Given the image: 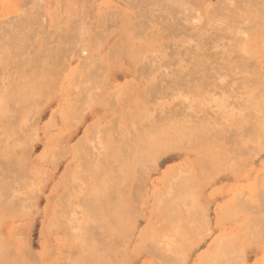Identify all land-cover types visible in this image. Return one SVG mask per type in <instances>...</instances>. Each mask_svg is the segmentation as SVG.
<instances>
[{"label":"rangeland","instance_id":"rangeland-1","mask_svg":"<svg viewBox=\"0 0 264 264\" xmlns=\"http://www.w3.org/2000/svg\"><path fill=\"white\" fill-rule=\"evenodd\" d=\"M131 1L132 0H44L45 3H44V7H43V6H41V4H43V3H41V2H43L42 0H38V1L37 0H0V19H1L0 20V48H1L0 49V74H1L0 77L2 78V79L0 78L1 79L0 81H2V83L0 82V95H2V93H1V89H2L4 92H6V94L9 95V97H8L9 101L12 99L16 103L20 102L19 105L23 106V108H25L24 111L27 110V112H23L24 114L22 112L19 113L20 111L16 112V114L18 116H21L20 121L22 120L21 122H23V123L24 122L26 123L28 118L30 120L29 121L30 124L26 123V126H25V123H24L21 125L20 129H23V130L27 129V131H26V132H28L27 134L30 133L32 135L31 136V142L29 143L30 145L28 146V148L29 147L32 148V145H35L33 160H39L38 163L40 165V167H39L40 169L37 171V173H33L32 170L30 173L29 169H27L28 167H26V165H27L26 159L27 158H25L24 161H26V163L23 164L22 163L23 161H22L20 164L21 167L20 166H19L20 168L17 167V170H19V171L16 172V175L14 178L11 179L10 178L11 176H9V175H7V177L4 175H0V176H1V178L4 177V179H2V180H4L7 185L8 184L11 185V181H13V179L16 178V181L13 183V185H15V187H14L15 188V190H14L15 194H13L14 195L13 197L15 198L14 201L18 199V196H19V200H20L22 198V194L24 196L27 195L26 191L29 192L30 189L32 190L35 187L34 185L32 186L31 184H34L35 182L44 183L48 180L50 173H51V169L53 168L52 166L54 165L55 161L60 162L61 169H63V167L65 168L66 165L69 163L68 159L59 160L58 159L59 157L56 156V158H55V155H51V156L49 155L52 158V159L50 158L51 160H49V159H48V161L43 160L42 156H43L44 151H45L44 148H46L48 142H50V141L56 142L55 143L56 147H58V146L59 147L58 148L55 147L56 148L55 151L60 152V151L69 149L70 147L74 146L76 141L81 137L82 133L85 130L89 129L92 132L91 136L93 138V141L91 140V142H93V146H92V148L90 147L91 150H89V147H88L86 149L87 152L84 150L85 152L82 151V153H84V154L88 153V154H86V155H88V157H91V153H92V156L94 158L95 157L97 158L99 156L103 157L102 154H103V152H105V148L103 146L104 142H106L108 140H112V138H113V140H115V139H118V137L119 138L124 137L126 144L123 142L124 146L123 145L122 146H123V148L126 149V152H127L128 147L130 148L131 151H129L128 153L121 154L122 152L119 150V153H120L121 157H124V156L127 157L128 167L130 168L134 164H136V166H137L140 163V165L142 167L144 165L145 168L149 171L148 172L147 170H145L144 167H143V170H144L143 172H145V174H143V172L140 173L139 171H136L135 173L137 175L136 174L132 175L133 176L132 181L129 183V186H124L125 188L123 187L124 188L123 191H124V193H126L125 195H132V194L134 195L135 194L134 196H136L135 198L132 197L133 200H132L131 208H130V211H131L130 217H132V219H134V225H136V228H137V221H139V219L142 218V222L139 225V228H137L135 231L136 235L132 236L133 241H131V245H132V247L134 245L135 246H134V248L131 249V253H130L131 260L135 259L136 257L139 258L143 255L142 259L146 260L147 264H161V263H163V261H164V263L166 262V264H172L171 260H173V258H176V256L178 255L179 258L178 257L177 258L178 259L181 258V261H184L183 264H185V262H186L185 260L188 257L192 243L196 239H201V238H204L208 235V223L206 222L207 221L206 218L208 219V216L206 215L205 209L203 207L202 199H203L204 195H207L208 190H210L212 186H215L214 180L217 177L218 178L216 179V182L219 180L220 181H222V180L226 181V179H229V181H226V182H227V185L231 186L232 177H231V175H229V173H231V172L232 173L244 172V174L246 176H248V178H246V179L249 182L248 183L249 186H251V184L253 186L250 188H248L249 187L248 186L245 189V192L243 193L242 197L238 201L239 203L237 205H234L231 208V210H229L227 212V218H228V220H234L235 217L239 216V217H242L244 219L245 218L248 219L249 222L255 224L253 226H250V224H249V227H248L249 232L253 231L252 229L257 230L258 229V223H262V225L264 224V171H261V172L251 171V168H253L255 161H257V159L259 158V156L261 154H264V145H263L264 139L259 138V137L264 138L263 133H262V135H258V132L260 134V131H258V132H256L257 135L255 133L256 137H253L254 132H255L254 129H256L257 127H258L257 128L258 130L262 129L264 132V123H263L264 116L262 114H259L260 117L258 119H260V120H258L257 119L258 115L252 114V112H250L252 114V117L254 115L253 118L256 119V121H254V119H251L252 118L251 114L247 113V111H246L245 113L250 118L248 117V119H247L248 123H245L246 121H243L244 124L242 123V126L239 128V130L241 129V131H239L236 128V125L234 123H230V122H233V120H232L233 117L232 116H231V118L229 117L231 112L235 113V112H237V111H235V109L236 110L238 109L236 107L234 108L235 105H233V104H235L234 103L235 98L228 97V96H236L235 94L238 91H239L238 93H241L242 92L241 89H243V91L247 93L246 94V93L242 92V94H246V95H243V97L247 96L245 98H247V100L248 101L250 100L249 102H251L252 100H254L252 98V95H250L251 92H253V91H251V87L250 88L246 87V86H250L251 82H252L251 86H253L255 88L254 91L259 90L255 93H253V97L256 95L258 96V93L264 97V42H263L264 41L263 40L264 39V29L262 30V29L257 28V27L250 29L249 27H247L250 29L249 30V29H246L245 26L242 28L243 25H239V26H241V28L240 27H232V28L230 27L231 29L225 28L226 30L224 29L223 31H221V33L223 32V34H221L222 37L220 36V39H219V40L223 39L221 41L222 43H220L216 40L215 42H217L219 45L216 44V46L214 45V47H213V45H212L210 47L211 43H209V46L206 45V46H203V48H200L202 46V44H200V42L194 41L193 34H192L193 32H192L190 27L189 28L191 31L189 30L188 26L185 27L186 25L185 26L182 25L181 28H183V29L181 30L180 24H181V21H183V20H181V18L186 16L190 20V24H188L189 26L191 25V26H194L195 28H199L196 24H198L199 26L201 24L202 25L205 24V19L203 20V18H205L203 12H205V14H206L209 11H213V10L217 9V8H214V6L218 4L217 2H219V0H190V1L188 0L189 2L187 0H180V3L178 6L173 5L174 10L177 9L178 14L181 13L180 15L182 16L181 17L179 15L181 17L180 20L178 19V22L180 21L179 25H177L178 24L177 21H176L177 24H175V21H174L177 13L173 14L175 17H172L173 15L172 16L170 15V13L171 14L173 13V12H171V9H169L170 11H168L169 14H167V16H165V19L168 20V18H169L170 22H169V20L167 22V20L163 19L165 21L160 20L161 23L164 22L162 25H160V22H158V21L157 22L159 24L156 23V25H155L154 22L151 23L148 21L149 17H151V19L153 18L152 17L153 15H150L146 19L142 20L143 24H140L141 20H138L137 14L135 12V8H131V5L135 4V6L137 8L138 6L141 7L140 4H143V3H145V1H147L146 5L149 4V6H151L150 3H148L150 0L149 1L148 0H145V1L142 0L143 3L141 0H140L141 1L140 3H139V0H137V1L134 0L132 2ZM152 2L153 1H151V4H152ZM155 3L158 5L157 1H155L154 4ZM129 4H131V5H129ZM156 4H155V6H157ZM146 5H144V6H146ZM153 5L151 6L152 10H150V11H152V13L154 14L155 11H153V10L155 9V7H153ZM193 5L196 7H194ZM212 5H214V6L212 7ZM149 6H147V8H150ZM170 6L172 7V5H170ZM170 6H168V8ZM142 7H143V5H142ZM40 8L42 9L41 12L39 11V10H41ZM194 8H197V9H194ZM37 9H39V10H37ZM208 9H209V11H208ZM202 10H203V12L200 13V11H202ZM41 13H42V15H40ZM125 13H127V14H125ZM193 13L196 15H194ZM34 14L39 16V18L41 20L43 18V20L42 21L39 20V22H38V20L36 18L37 16H35ZM188 14H190V15H188ZM201 14H203V16H201ZM199 15H200V17H199ZM132 16L134 18L130 19ZM192 16L193 17L195 16L194 18H196L198 20L194 19ZM104 17H105V20L103 21ZM135 17H137L136 23H138L140 25V26L139 25L137 26L136 30L134 29ZM184 18H182V19H184ZM34 19L38 23L35 22ZM139 19H140V17H139ZM151 19H149V20L153 21ZM176 20H177V18H176ZM184 20L186 21L187 19L185 18ZM200 20H202V21H200ZM30 21L35 22L36 26L32 25L34 23L31 24ZM101 21H103V22H101ZM144 21L145 22L147 21V22L145 23ZM173 21H174L173 25L175 27L172 24H171L172 26H170V25L169 26L171 28H174V30L172 29V31H174V33H172V31H170L171 28H167L169 26H166L167 23H172ZM26 22H27V24H25ZM40 23H42V24H40ZM85 23H86V25H85ZM187 23H189V22H184V24H187ZM20 25H21V27H20ZM30 25H31V27H30ZM13 26H15V28ZM90 26H91V28L92 27H94V28L91 29ZM161 26L162 27L166 26L165 27L166 29L164 28L165 29L164 32L166 35L169 34V35H167L168 38L166 35H165V37H166L165 39L162 36L156 37V35H158L156 33V31H157L156 28H159L162 30ZM176 26H178L177 27L178 34H177V31L175 30ZM27 27L28 28L30 27L29 30L27 29ZM129 27H133V29L129 28ZM138 28H140V29H138ZM142 28H144V30L145 29L146 30L144 31V30H142ZM185 28H186V30H188V32L186 30H184ZM233 28H235V29H233ZM26 29L28 30L27 31L28 33L32 30V32L29 33V36H31V34H32L31 40L28 36V33L26 32ZM35 29H37V31ZM167 29H170V30H167ZM253 29H255V30H253ZM15 30H17V31H15ZM133 30H135V31H133ZM180 30H181V32H180ZM183 30L186 31L187 33H184ZM257 30H258L257 34L261 33L260 35L255 34L256 32H254V31H257ZM11 31H13V32H11ZM139 31H141V32L144 31L142 34L144 37H147V38L141 37L140 36L141 33ZM146 31H148V32H146ZM168 31H170V32H168ZM175 32H176V34H175ZM33 33H34V35H33ZM89 33H91V34H89ZM179 33H182V35ZM183 33H184V35H183ZM225 33H227L229 36ZM252 33H254L255 35H253ZM22 34L23 35L26 34V35L23 36ZM172 34H175V35H172ZM214 34L215 33H213V35ZM137 35H138V37L140 36V39L137 38ZM219 35H220V33L218 34V36ZM169 36H170V38H169ZM176 36H179V37L181 36V37L179 38ZM188 36H189V38H188ZM226 36H227V38H226ZM258 36L260 37V39ZM261 36H262V38H261ZM20 37H22V38H20ZM71 37H75V38L72 40ZM175 37H176V39H175ZM230 37L233 39L230 40ZM251 37H252L253 41L251 43L252 45L250 48L249 43L251 41ZM254 37L256 40H258L255 43H254ZM19 38L23 41L19 40ZM131 38H132V40H131ZM142 38H144V39H142ZM65 39H67L66 42H67L68 46L64 41ZM97 39H99V40H97ZM145 39H147V41ZM191 39H193V40L191 41ZM248 39H250V40L248 41ZM126 41L128 44L126 43ZM116 42L118 44L120 43V45H118ZM135 42H136V44H135ZM137 42H138V44H137ZM145 42L148 43L147 48H146L147 44L144 45ZM179 42H180V44H182L181 47H180ZM239 42L240 43L243 42L241 44V46L244 47L243 49L239 46L240 45ZM11 43H13V44H11ZM149 43H150V46H149ZM172 43L173 44L178 43L179 45L178 44L177 45L176 44L171 45ZM194 43L196 46L193 45ZM7 44L9 46H7ZM116 44H117V46H116ZM165 44H167L168 46ZM126 45H128V46H126ZM183 45H187V46H185V49L182 48V47H184ZM191 45H193L194 47H191ZM10 46H12L13 49H9ZM41 46H42V48H41ZM153 46L157 48L156 51L154 50L155 48ZM189 46L191 48H189ZM220 46L222 48L225 46L226 48L225 47L224 48L226 50H229L230 53L227 51H224L225 49L222 50V48ZM238 46L241 48V50H244V52H245L244 54H246V55L243 54V51L240 52L241 50L239 49ZM12 47H10V48H12ZM28 47H29V49H28ZM142 47L143 48L145 47L144 48L145 51L143 53H141V51H140L143 49ZM162 47L163 48L166 47V49L167 48L168 49L166 50L165 48L163 49ZM209 47L211 49L213 48L214 51H212ZM235 47H237V48H235ZM59 48H60V50H59ZM249 48L251 49V52L254 51L255 54L252 52V55H251V52L246 51V49H249ZM18 49H20V50H18ZM171 49H173V50H171ZM191 49H192V51H190ZM202 49H204L203 51H207V54L209 56H207V54L205 53L206 55L205 54L204 55L207 57H205V56L202 57L199 53L200 51L202 52ZM260 49H261V51H260ZM147 50H148V52H147ZM162 50L165 51V53H163ZM178 50H180V51H178ZM215 50H217V51H215ZM12 51H14V54L11 55ZM60 51H62V53ZM113 51L115 52V54ZM166 51H168V52H166ZM175 51H176V53L177 52L178 53L176 54ZM231 51H232V53H231ZM138 52H140L141 54L139 55ZM144 53H147V54L145 55ZM166 53L169 56L165 55V56H167L165 59V56L163 54H166ZM179 53H180V55H179ZM212 53L215 55H213ZM187 54H190V55H188L190 57H188ZM14 55H15V57L13 58ZM80 55H82L83 58ZM147 55L149 56L148 58H147ZM152 55H153V57H152ZM160 55H161V57H159ZM174 55H176L175 57H177V58H175V59L171 58V56L173 57ZM198 55H199V57H197ZM241 55H242V57H241ZM99 56L102 57L103 61H101L102 59H101V57L99 58ZM107 56L110 58V65L109 66L106 63L107 62V60H106ZM137 56L139 57V59L136 58ZM142 56L144 59L142 58ZM156 56H158L157 57L158 59L155 58L154 63H156L157 62L156 60H158V62L156 63L157 68L153 67V65H155V64L154 63L152 64V62H150V61H153L151 59L156 57ZM194 56H196L197 58H195ZM212 56H214V58ZM217 56L220 58H217ZM237 56H238V59L235 58ZM168 57H170V60L173 59L174 61L172 60L173 62L172 61L169 62ZM43 58H44V60H43ZM149 58H150V61H149ZM178 58H180V59H178ZM202 58H203V60H202ZM246 58H249V60L251 58V62H253L252 63L253 65L248 64L251 62H249L248 59H246ZM18 59H19V61H18ZM68 59L70 60V62L72 61V63L68 64V62H69ZM189 59H191V60H189ZM241 59H242V63H241ZM49 60H50V62H49ZM111 60H112V63H111ZM185 60H187L188 62ZM216 60H217V62H216ZM221 60H222V62H221ZM234 60H236V61H234ZM39 61L40 62L42 61L41 64ZM81 61H82V63H81ZM119 61H124L123 63H126L125 68L128 71V72L126 71L128 74L126 76L127 79L122 84H118V83L113 84L112 82L109 81L108 73H110V72L114 73L115 72V69L117 68L116 62L118 63ZM243 61H244V63L246 62L245 65H242V64H244ZM79 62H80V64H79ZM93 62L95 63V65L93 64ZM100 62H103V63L100 64ZM197 62L198 63L200 62L201 67L199 65L197 66V64H198ZM85 63H86V65H85ZM138 63H140V64H138ZM142 63H144L143 66H141ZM161 63L163 64V66H165L166 70H167V68H169L170 70L169 71L164 70L163 69L164 67H162ZM204 63H205V66H204ZM219 63H221L222 66L219 65ZM257 63L261 65L262 69L259 67L260 65H258ZM8 64H11V65H8ZM145 64H147V65L144 66ZM164 64H166V65H164ZM212 64H214V65L216 64V65L214 67H211V66H213ZM238 64H240V66ZM65 65L67 66L66 68H65ZM79 65H81L80 70H79V68H80ZM102 65H103V67H100ZM138 65H139V68L137 67ZM160 65H161V67H160ZM206 65H207V67H206ZM158 66L160 68H158ZM223 66L226 69L223 68ZM236 66L239 68L241 67L240 68L241 72L238 71L240 69L237 68ZM55 67L56 68L58 67V68L56 69ZM187 67H189V69ZM243 67H245V68H243ZM249 67H250V69H249ZM10 68H13V69H10ZM161 68H162V71H161ZM192 68L193 69L195 68V69L193 70ZM209 68L212 70H209ZM213 68H214L215 73L213 71ZM220 68L221 69L223 68V69L221 70ZM256 68H257V71H256ZM46 69H47V71H46ZM91 69H93V70H91ZM141 69H144V70H141ZM206 69H208V70H206ZM217 69L220 71H218ZM258 69L260 70L261 73H258L259 72ZM195 70L198 71V74H197V71H195ZM200 70H201V72H200ZM228 70H230V72ZM232 70H233V72H232ZM249 70H251L252 73ZM93 71H94V73H93ZM143 71H145V72H143ZM222 71H224V72H222ZM116 72H118V71H116ZM150 72L153 74H150ZM234 72H235V74H234ZM245 72L246 73L249 72V73L246 74ZM9 73H11V74H9ZM71 73H74L75 75L71 74ZM168 73L170 74L169 75L170 77L172 75H174L173 76L174 78L171 77V79H170L168 76ZM213 73H214V75L216 74L215 77H214ZM256 73H258L259 75L258 74L256 75ZM67 76L69 78H67ZM73 76H74V78H71ZM195 76H196V78H195ZM233 76H234V78H233ZM236 76H239V77H236ZM256 76H258V78L259 77L260 78L258 79ZM207 77L210 79H208ZM216 77H217V79H216ZM249 77H252L254 79H252V78L250 79ZM160 78H161V80H160ZM168 78H169V80H168ZM16 79H17V81H16ZM242 79H243V82H245V81L246 82L243 83ZM159 80H160V83H159ZM201 80L204 82H202ZM260 80H261V82H260ZM188 81H189V84H188ZM229 81H231V82H229ZM248 81H250V83ZM207 82H208V84H207ZM49 83H50V85H49ZM215 83H219V84L217 85ZM221 83H223V84L220 85ZM248 83L250 85H248ZM259 83H261V84H259ZM93 84H94V87H93ZM111 84H112V86H111ZM152 84H153V86H152ZM164 84H166V85H164ZM193 84H194V86H193ZM202 84L205 85V87H207V85H208V87L205 88ZM245 84H246V86H244ZM155 85H156V87H155ZM216 85H217V87H216ZM231 85H233V87ZM149 86H152V87L149 88ZM188 86H190V87L188 88ZM199 86H201V88ZM235 86L238 88H236ZM178 87H180L179 88L180 90L178 89ZM194 87H196V88H194ZM57 88H58V90H57ZM239 88H241V89H239ZM176 89H178V90H176ZM221 89H225V91L221 90ZM226 89L229 91H227ZM234 89L235 90L239 89V90L235 91ZM153 90H156L157 92L155 91L156 93L152 94V92H154ZM174 90H176V91H174ZM192 90H194V92ZM182 91L184 93H182ZM208 91H210V92L208 93ZM214 91H216V92H214ZM223 91L225 93H224V96L222 97ZM117 92H119V93L116 95ZM158 92L161 94V96H158V95H160ZM178 92H180V93H178ZM234 92H236V93L233 94ZM261 92H263V93H261ZM150 93L154 96H156V95L157 96L156 97H153L152 95L150 96ZM185 93H188V94H185ZM226 93H227V95L225 96ZM171 94H173V95H171ZM213 94L214 95L220 94V95L214 96ZM60 95L61 96L67 95V96L64 97L65 98L64 99ZM29 96H31V97L28 98ZM186 96L191 101V104L188 101ZM211 96H213V101L211 102V104H209L211 99H212ZM257 96L254 98L256 99V98L261 97L260 95L258 97ZM162 97H165L166 99L165 98L163 99ZM32 98L34 100H32ZM154 98H156V99H154ZM157 98H160V99H157ZM229 98L231 100L233 107H232V105L229 104ZM45 99L48 100L49 102L47 103ZM92 99L96 101L95 103L94 102L92 103L94 105L93 109L98 110V114L100 112H102L101 111L102 109H104L105 117L101 120H99L100 119L99 117H96V119L94 121L82 122V120H83V119L81 120L82 115H83L82 110H83L84 106L86 107V105H88L87 101L90 100V102H88V103H91L93 101ZM224 99H226V102H228L227 104L225 103ZM0 101H3V100L0 99ZM45 102H46V104H45ZM158 102H159V105H158ZM54 103L59 104L58 107H60L62 105L61 108L59 109V113L57 110L58 107L55 108L56 109L55 112H54V110H55L54 109L50 113L49 110L52 108ZM154 103H156V105ZM182 103H184V104H182ZM107 104H111V105L113 104L112 106L115 105V107L108 105L110 107L109 108L107 106ZM189 104H190V106H188ZM212 104H213V106H214V104L216 106V107H213L214 109L211 108ZM4 105H9V104H4ZM41 105H43V106H41ZM102 105H104L105 108ZM193 105H194V107H193ZM195 105H196V107H195ZM209 105H211V107ZM227 105H230L229 108L227 107ZM165 106H166V108L167 107L168 108L167 109L164 108ZM15 107H17V106L15 105ZM218 107H220V109ZM80 108H81V110H80ZM149 108H150V110L151 109H153V110L150 111ZM216 108L218 109V111L216 110ZM156 109L157 110L159 109V110L157 111ZM178 109H180V110H178ZM186 109H188V110H186ZM202 110H205L204 111L205 113ZM214 110L216 112H214ZM49 113H50V115H49ZM214 113H215V115H218V114L220 115V113H221L222 114V117H220L221 120L217 116H216V119H217L216 120L215 117H213ZM245 113H243L244 115H241V116L247 117V116H245ZM254 113H259V111L258 112L254 111ZM53 114L55 116L54 117L55 119L52 118ZM177 114H179V115H177ZM224 114L227 115V117H225ZM39 115H40L41 123L38 125L37 119L35 117H37ZM48 115H49V117H48ZM234 115H235V118H237V120H239L238 119L239 117L236 116V113ZM22 116H24V117H22ZM192 116H194L195 118ZM154 117L157 119H155ZM163 117H164V119H163ZM167 117H170V118L168 119ZM46 118H47V120H46L47 122L46 121L44 122V119H46ZM178 118H179V120H178ZM192 118H193V121H191ZM243 118H241V120H244ZM211 119L213 121H211ZM230 119H231V121H230ZM204 120H205V122L203 123ZM206 120H209V122L211 121V123H209ZM158 121L159 122L161 121L160 123L162 124V126ZM162 121H163V123H162ZM260 121H262V122H260ZM166 122L168 125L166 124ZM223 122H224V124H223ZM249 122H250V124H252V123L254 124L257 122L256 124H254V125H256V127L255 128L252 127L253 124L250 126ZM34 123H35V125H34ZM157 123L160 125H158ZM28 124L32 128L30 126H28ZM244 125H246L247 127ZM150 127H152V128H150ZM93 128H95V129H93ZM167 129H169V130H167ZM201 129L202 130L206 129V132L204 133V131H202ZM235 129L237 130L236 134L238 133V134H240V136L244 134L242 137L239 136L241 138V139L239 138V141L237 140L238 139L237 135L235 134V132H233V131H235ZM243 129L245 132L243 131ZM245 129H247V130H245ZM257 129H256V131H257ZM30 130H32V132ZM148 130H150V131H148ZM227 130H229V131H227ZM18 131H20V130H18ZM71 131L73 132L72 134H71ZM247 131H249V133L253 132L252 135L247 133ZM239 132H241L242 134ZM197 133H198V135H197ZM234 134L236 135L237 139H235L236 137ZM70 135H72L71 136L72 138H70ZM153 135L158 136L162 139L161 144H159L158 146L153 142V140L151 138H149ZM162 135H163L164 139L162 138ZM233 135H234V137H233ZM246 135H247V137H245ZM113 136H115V137H113ZM216 136H217V138L219 137V139H217ZM228 136H229V138H228ZM124 138H123V140H124ZM226 138H228V139H226ZM144 140H146L148 143L149 142L152 143V144H150L152 147L148 148L146 144H142L141 141H144ZM163 140L165 142L167 141L170 143H165ZM194 140H196L197 142ZM60 141L61 142L63 141V142L61 143ZM65 141L66 142L69 141L68 146L66 143L64 145ZM116 141L118 142V140H116ZM122 141H120V142H122ZM180 141L183 143L184 142L188 143V144L192 143L194 141L192 143V145L190 144V146H189L192 150L188 151L189 148L187 147L188 148V149L186 148L187 151H185V149L182 151L179 150V152H177L178 151L177 149H176V151H169V153H166L164 156L162 155L163 158H161L160 160L159 159L156 160V162L151 161V160H154L153 157H149L148 155L144 154L143 157L141 158L142 161L144 159V164L141 163L142 161L138 157L133 155V153L136 151V148L139 146V144L143 145L142 147L144 148V152L155 153L156 150L158 151V150L162 149L165 145H167V146H170L172 144L179 145V144H181ZM254 141H256V144L254 143ZM248 143L250 144V146H248L249 145ZM145 146H146V149H145ZM160 146H162V147H160ZM185 146H187V145H185ZM254 146H256V147H254ZM117 147L121 148L120 145ZM118 148L114 147V151H118ZM244 148L246 150H244ZM255 148H256V150H255ZM125 149H122V150H125ZM257 149H259V152L257 151ZM254 150L257 151L258 153H253ZM251 152L253 153V155H251L252 154ZM86 155H84V156H86ZM110 155L111 156H109V159L111 162L113 154L111 153ZM169 156L170 157L171 156H177V157H173V158L179 159V160H177V163L174 166H172L171 164L175 160H172V157L170 159ZM47 158H48V156H47ZM53 159H55V161ZM129 159L132 161V163L131 162L129 163ZM149 159L153 164L155 162L154 166L158 167L159 170L157 168V170L154 171L153 164H151L149 166L150 162L147 163V161H149ZM44 161H45V163H44ZM125 161H123V163H125ZM136 161H137V163H136ZM40 162H41V164H40ZM46 162H47V164H46ZM117 163L118 162H116V164ZM55 164H57V163H55ZM146 164H148V166ZM32 167L34 168V163H33ZM57 167H59V166H57ZM142 167H140V168H142ZM150 167H153V168H150ZM41 168H42V170H41ZM162 169H164V170H162ZM78 170H81V169H78ZM151 170H153V171H151ZM177 171L179 172V174H177L178 173ZM187 171H188L189 175L186 174ZM180 172L182 174H180ZM90 173H91L90 171H86V170L79 173V176L77 177V180H76L77 184L79 185L78 189H77L78 192H79V189L81 190L80 184H83V181H81L80 178H82V180H86V178H87V180H89V177H91V176L88 174H90ZM183 173H185V175ZM43 174H45L46 176L42 177ZM76 174H78V172H76ZM31 175L32 176L34 175L33 177H34L35 181H32L34 179H33V177H31ZM147 175H148V178L146 177ZM176 175H178V176H176ZM30 177L32 179H30ZM134 177L139 178V180L137 179L138 180L137 186L135 185L136 181H135ZM9 178L11 179L10 182L7 181ZM110 178L112 181L113 173H111ZM141 178L143 181L141 180ZM114 179L116 180V174L114 175ZM144 179H145V181H144ZM2 180L0 181V183L4 184V183H2ZM31 181L34 183H32ZM30 182H31V184H30ZM168 182H171V183H168ZM42 183H40V184H42ZM1 184H0V186H1ZM26 184H29V186L30 185L31 186L29 187ZM143 185H144V187H142ZM23 186H24V188H23ZM44 186H45V184H44ZM139 186H141V187H139ZM131 187H133V188H131ZM9 188L11 189V187H9ZM49 188H50V185H48L46 187V189L42 190L40 192V194L37 195V208L36 209L32 206L31 200H28V201L25 200V198L27 196H25L20 201V202H22L21 204L16 201L17 202L16 203L17 207H16V206H11L12 205L11 203L13 200V199H11V198H13L11 195H8L9 198L11 199L10 200L9 198L6 199V197H8V196H6L8 193H5V195L2 194V196H5L4 200L5 199L6 200H5V202H4V200H2L3 202H0L1 207H2V208L0 207V215H2V217H3V218L2 217L0 218V224H1V226H0V247H3L1 245V242L3 241V239L7 240V241H4V245L8 249L9 248L11 249L12 247L10 246V244H14V243L17 244V245H15V248L17 250L20 249V247L24 246L25 238H27V237L29 239H31V241L38 243V232L41 229L42 220H43V217L45 214L43 213L42 214L43 217H42L40 214V211H37V210L39 208L41 209V205H43L45 203L44 193L46 191L48 192ZM173 188L178 192L177 196L180 199V201L178 200L180 213L177 212L178 209L174 210L173 209L174 207H170V209H173V211H176L175 212L176 215L180 214L178 216H179L181 223H179V220L176 218L178 220L177 221L178 223L175 222V227H174V224L170 225V227L174 228V230H171L170 227H167L168 230H165V231H168V233H166V234L163 233L164 237L162 235L163 238L167 237L166 239L173 237L174 241L172 242V244L169 240L158 239L157 242L159 244L162 243L159 246L161 249L160 251L162 252L164 250L163 256H162V254L160 255V251H158V249H156L158 251V252L156 251L157 253L154 252L156 255L159 256V258H161L159 260L160 261L159 262L158 261L159 258L156 259L154 256L155 254H151L149 251H147L145 249L146 244H142L141 247H139L140 243H138L139 241L137 238V234L139 233V235H140L141 230H143L145 228L148 229L150 224H152L153 222H156V221H153L152 223H150L153 220L152 207L156 204V201H157V203L160 201L161 206L163 205L162 207L164 208L165 207L164 206L165 205V199H166V197L164 195L170 194V196L173 197V193L175 192L173 190ZM23 189H24V191H22ZM0 190H1V188H0ZM134 190H135V193H134ZM170 190H172V191H170ZM64 191H65V188L61 187V192L63 193ZM154 192H156L155 195H154ZM83 193H85V191H80L78 193V196L79 197L83 196L84 195ZM9 194H11V190H10ZM225 194L229 195V196L232 195L233 189L228 187L227 190L225 191ZM174 195H176V193H174ZM15 196L17 197V199ZM111 197L113 198V200H116L114 198L115 194H113V196H111ZM175 197H174V199H175ZM24 201H26L27 203H25ZM154 201H155V204H154ZM161 201H163V202H161ZM6 202L8 204H11V205H8ZM114 202L115 201H112V203L110 204V208L114 207L117 204V202H115V203ZM184 203H185V205H184ZM23 204H24L26 210H24ZM10 207H12V208H10ZM14 207H16V208L13 209ZM98 207H100L101 210L99 209L98 213H97L98 210H96V209H95L96 213L94 211H92L93 213L90 212V214H92V216L94 214L96 216V214H99L100 212H102L101 216H103V213L105 215L106 209L103 210L102 205L101 206L98 205L97 209H98ZM32 208H34L33 211H32ZM1 209H3V210H1ZM170 209L168 211H170ZM20 210H22V211H20ZM117 210H120V208L117 207ZM2 211H3V213H2ZM14 211H15V213L12 214V212H14ZM27 211H29L30 213ZM4 213H6V214H4ZM20 214H23V217ZM25 214H26V216H24ZM188 214H190V215L188 216ZM77 215H79V214H77ZM173 215H174V213H171V217L174 218L175 215L174 216ZM92 216H91V218L96 223L98 222V220H97L98 218L102 219V217L100 215H97L99 217L96 216L97 217L96 220ZM187 216L191 219H189V218L186 219ZM175 217H177V216H175ZM80 219L82 221H85V218L83 216ZM176 219H174V220L176 221ZM103 220H105V219L103 218ZM174 220H173V223H174ZM94 221H93V224H95ZM189 221H191V223H188ZM7 222L11 223L8 227L9 231L8 230L6 231V229H3L4 231H2V225L4 227V224ZM148 222L150 224H148ZM98 223H100V224L103 223V224L100 225ZM98 223H97V225L92 224V230H91V232L94 230V233H95V231H97V233H95L96 235L94 234V237L92 238L93 239L92 243H94V239H97L98 237H100V239L98 238L97 240H95V243H94L96 245V247L98 246V248H100L99 251H97L98 249L96 247L95 248L97 250L96 249L94 250L92 248L94 250L95 255L91 254V252H90L91 249L89 247V243H91V242L89 240H86V242L89 241L87 243L88 245L84 244V240L82 239L83 237L81 235V233H82L81 229H83V228H80V227L77 228L76 227L73 230L75 232H72L68 228H66L71 233H69V232L67 233L66 230H64V228H62V231L60 230V233L62 234V237H63V240H62L63 243L62 244L64 245L62 258L60 260L56 261V263L50 262V263H43V264H67V263L69 264L70 259L68 258V252H69V248H71V247H75L77 249L76 256H78V257L76 259H78L79 256L80 257L81 256L87 257V255H88L90 258H92L94 256L93 258L95 260L98 259V261H97V262H99L98 264H107V261H109V260L106 258L107 257H110V258L113 257L112 262H115L114 264H129V261H127V257H126L127 254H125V255L123 254V252H125V248L124 247L121 248L119 243H117V242L115 243V241H113V239L110 236H108V234H107L108 232H107V229L105 227L106 224L104 226V221L102 222V220H101ZM176 223L180 227H178L176 225ZM192 223H193V225H192ZM66 224H68V222ZM144 224H146V225H144ZM180 224L182 225V227ZM189 224L192 226V229L189 226ZM99 225L101 226L100 229H104V231L103 230L101 231L100 229L97 228V227H99ZM142 225H144V226L142 227ZM65 226H68V225H65ZM78 226H80V225H78ZM158 226L159 225L157 224V227ZM160 226L162 227V225H160ZM176 226H177V229H176ZM94 227H95V229L97 228L100 231H98L97 229L95 230ZM140 227H142V228L140 229ZM206 230H207V232H206ZM171 231H173V233ZM79 232H80V234H76ZM104 232H107V233H104ZM175 233L177 236L175 235ZM91 234H93V232ZM185 234H187V235H185ZM139 235H138V237H139ZM92 236L93 235H91V237ZM118 237L119 236H117V238ZM181 237H183V239ZM144 238L146 241L144 240L143 242L150 241L151 236H150V233H148V230H147V235ZM239 238H241L240 235L239 236L233 235L227 241L224 240V242L226 244H224V242H222L223 239L221 241H219V243L217 242V240L213 241L211 246L213 248L215 247L214 252L216 251V253H217L219 250H220V252H218V254L215 253L217 257L214 255H213L214 257H212V256L210 258L208 257L210 259L208 264H212V262H214V261L217 263L214 262L213 264H223V263L228 264L227 261H229V259H231L229 256H231L232 258L235 257V260L234 259L230 260L232 263H233V261H235V263L240 262V264H243L244 249H243L242 242L240 240H238ZM118 241L123 246L122 241H120V240H118ZM96 242H98V244H96ZM220 243L222 245H220ZM227 243L230 245V249L233 251H231L230 249H228V251H227V248L229 247V245ZM235 244H236V246L238 245L236 247L238 249H234ZM186 245L188 248L186 247ZM83 246H85V249L83 248ZM165 246H167V247H165ZM231 246H233L234 248ZM222 247H225L224 249L226 250V253L224 252L225 257H222V256H224L223 253H221ZM138 248H141L140 251H137L138 253H135L134 250H136ZM151 248H153V246ZM166 248H169L168 254H167ZM112 249L115 252H113ZM170 249L172 252H170ZM224 249L222 250V252L225 251ZM240 249H242V251ZM110 250H112V251H110ZM116 250H117V252H116ZM154 250L155 249H153V251ZM229 250H230V252H229ZM239 250L241 251V253H243L241 257L238 255V254H240ZM79 252H81V253H79ZM108 252H110V253H108ZM228 252H229V255H228L229 258L226 257L227 256L226 254H228ZM232 252L233 253L236 252L238 254L237 255L234 254L235 256H233ZM230 253H232V254L230 255ZM106 254H107V256H105ZM169 254L171 255L169 257L170 259L169 258L167 259L166 257H168ZM173 254L175 256H172ZM211 254H214V253H211ZM158 256H156V257H158ZM86 257H84L83 259L86 260ZM219 257H221V259ZM213 259H215V260H213ZM131 260H130V262H131ZM168 260H170L171 263L170 262L168 263ZM91 261L92 260H90L89 262H91ZM102 261L104 263H102ZM231 262H229V263L231 264ZM32 264H42V262L38 261V262H35ZM72 264H75V263H72ZM92 264H94V263L92 262ZM236 264H238V263H236Z\"/></svg>","mask_w":264,"mask_h":264},{"label":"bare ground","instance_id":"bare-ground-1","mask_svg":"<svg viewBox=\"0 0 264 264\" xmlns=\"http://www.w3.org/2000/svg\"><path fill=\"white\" fill-rule=\"evenodd\" d=\"M38 1V0H37ZM43 2H41V3H43V4H41V6H43L44 7V0H42ZM132 1H134V0H132ZM131 1V2H132ZM137 1V0H136ZM135 1V2H136ZM142 1V0H141ZM140 0H139V3L141 2ZM143 1H145V0H143ZM143 1H142V3H143ZM149 1V0H148ZM151 1H153L152 2V4H151ZM155 1H157V3H158V5L157 6H155V4H154V2ZM188 1V0H187ZM190 1V0H189ZM188 1V2H189ZM40 2V1H39ZM130 2V1H129ZM146 2L147 1H145V3H143V4H140V6L141 7H137L136 8V6H135V4L134 5H131V4H129V5H131V8H135V12H136V14H137V17H138V20H141L139 23L140 24H143V19H146L147 17H149L150 15H153L152 17V19H151V17H149L148 18V21L149 22H151V23H155V25H156V23L157 24H159L158 22H160V25H162L164 22H162L161 23V21L163 20V19H165V16H167V14H169L168 13V11H170L169 9H171V12H173L172 14L170 13V15L172 16L173 14H176L177 13V15L179 16L181 13H179L178 14V11H177V9H175L174 10V7H173V5H175V6H178L179 5V3H180V0H150L148 3H150V5L152 6L153 4V7H155V9L153 10V11H155V13L153 14L152 13V11H150V10H152L151 9V6H149V4H147L146 5ZM134 3V2H133ZM137 3V2H136ZM218 4L217 5H212V7L214 6V8H217V9H215V10H213V11H209V9H208V13H206L205 14V12H203V10L202 11H200V13H204V16H205V18H203V20L205 19V24H201L200 26L198 25V24H196L199 28H195L194 26H189L188 24H190V20H189V18H187L186 16H184L187 20L185 21L184 19V17H182L181 15V17L182 18H184V19H182L180 16L178 17L177 15H176V18H177V20H176V18H175V24H177V22H178V19L180 20V18H181V20H183L184 22H189V23H187V24H184V22L183 21H181V24H180V21L178 22V24L177 25H181L180 26V28L182 27V25H186L185 27H187L188 26V28L190 27L191 28V30H192V34H193V39H194V41H196V42H200V44H202V46L200 47V48H203V46H206V45H208L209 46V43H211V45H210V47L213 45V47H214V45L216 46V44H218L217 42H215L216 40L218 41V42H220V43H222L221 41L223 40H219L220 39V36L222 37V35L221 34H223V32L221 33V31H223L225 28L226 29H231L232 27H240L241 28V26H239V25H243L242 26V28L245 26L246 27V29H251V28H260V29H264V0H219V2H217ZM39 4V3H38ZM37 4V5H38ZM47 4V3H46ZM138 4V3H137ZM192 4V3H191ZM220 4V5H219ZM142 5H143V7H142ZM144 5H146V6H144ZM170 5H172V7L170 6ZM36 6V5H35ZM135 6V7H134ZM147 6H149L150 8H147ZM168 6H170L169 8H168ZM182 6V5H181ZM194 6V5H193ZM217 6V7H216ZM194 7H196V6H194ZM199 7V6H198ZM38 8V7H37ZM42 8V7H41ZM40 8V9H41ZM179 8V7H178ZM194 9H197V8H194ZM206 9V8H205ZM11 10V9H10ZM15 10V9H14ZM37 10H39V9H37ZM36 10V11H37ZM188 10V9H187ZM12 11V10H11ZM35 11V12H36ZM40 12L42 11V9L41 10H39ZM44 11V10H43ZM205 11V10H204ZM20 12V11H19ZM23 12V11H22ZM39 12V13H40ZM133 12V11H132ZM134 12V13H135ZM151 12V13H150ZM175 12V13H174ZM184 12V11H183ZM182 12V13H183ZM193 12V11H192ZM34 13V12H33ZM125 14H127V13H125ZM131 14V13H130ZM194 14V13H193ZM192 14V15H193ZM210 14V15H209ZM33 15V14H32ZM35 15V14H34ZM40 15H42V13L40 14ZM188 15H190V14H188ZM194 15H196V14H194ZM35 16H37V15H35ZM128 16V15H127ZM135 16V15H134ZM143 18H142V17ZM164 16V17H163ZM170 16V17H171ZM201 16H203V14H201ZM137 17H135V24H134V29L136 30V28H137V26L139 25L138 23H136V18ZM139 17H140V19H139ZM155 17V18H154ZM172 17H175L174 15L172 16ZM191 17V16H190ZM193 17V16H192ZM195 17V16H194ZM193 17V18H194ZM199 17H200V15H199ZM37 18V20H38V22H39V20H41L40 18H39V16H37L36 17ZM39 18V19H38ZM132 18H134L133 16L130 18V19H132ZM142 18V19H141ZM149 19H151V20H153V21H150ZM194 19H196V18H194ZM1 20V19H0ZM35 20V19H34ZM42 20H43V18H42ZM41 20V21H42ZM105 20V17H104V19H103V21ZM155 20V21H154ZM161 20V21H160ZM165 20H167V19H165ZM165 20H163V21H165ZM168 20H169V18H168ZM168 20H167V22H168ZM189 20V21H188ZM196 20H198V19H196ZM40 21V22H41ZM103 21H101V22H103ZM158 21V22H157ZM172 21V20H171ZM174 21L172 22V23H167V25L166 26H172L173 24H174ZM177 21V22H176ZM200 21H202V20H200ZM199 21V22H200ZM31 22V21H30ZM35 22H37L36 20H35ZM35 22H31V24L32 23H34V24H32V25H35L36 26V24H35ZM37 22V23H38ZM79 22V21H78ZM100 22V21H99ZM145 22V21H144ZM147 22V21H146ZM145 22V23H146ZM169 22H170V20H169ZM8 23V22H7ZM18 23V22H17ZM76 23V22H75ZM80 23V22H79ZM87 23V22H86ZM86 23H85V25H86ZM132 23V22H131ZM144 23V24H145ZM221 23V24H220ZM19 24V23H18ZM17 24V25H18ZM25 24H27V22L25 23ZM40 24H42V23H40ZM78 24V23H77ZM172 24V25H171ZM14 25V24H13ZM16 25V26H17ZM38 25V24H37ZM84 25V26H85ZM89 25V24H88ZM25 26V25H24ZM101 26V25H100ZM133 26V25H132ZM136 26V27H135ZM140 26V25H139ZM165 26V27H166ZM167 27V28H171V27ZM174 26V25H173ZM183 26V27H184ZM2 27V26H1ZM5 27V26H4ZM14 28H15V26H13ZM12 27V28H13ZM20 27H21V25H20ZM26 27V26H25ZM30 27H31V25H30ZM29 27V28H30ZM38 27V26H37ZM87 27V26H86ZM162 27V26H161ZM165 27H162V30L161 29H159V28H156V33L158 34V35H156V37L157 36H159V37H163L164 39L166 38L165 37ZM175 27V26H174ZM177 27L178 26H176V31H177ZM231 27V28H230ZM247 27H249V28H247ZM8 28V27H7ZM29 28L27 27V29L29 30ZM35 28V27H34ZM73 28V27H72ZM90 28H91V26H90ZM92 28H94V27H92ZM91 28V29H92ZM129 28H132L133 29V27H129ZM141 28V27H140ZM140 28H138V29H140ZM165 28V29H164ZM190 28H189V30H190ZM17 29V28H16ZM19 29V28H18ZM22 29V28H21ZM26 29V32L28 31ZM172 29L174 30V28H171V30L170 29H167V30H170V31H172ZM183 28H181V30H182ZM225 29V30H226ZM233 29H235V28H233ZM238 29V28H237ZM249 29V30H250ZM4 30V29H3ZM24 30V29H23ZM36 31H37V29H35ZM97 30V29H96ZM135 30H133V31H135ZM142 30H144V28H142ZM146 30V29H145ZM144 30V31H145ZM148 30V29H147ZM179 30V29H178ZM181 30H180V32H181ZM184 30H186V28L184 29ZM183 30V32L184 33H187L188 32V30H186V31H184ZM190 30V31H191ZM253 30H255V29H253ZM15 31H17V30H15ZM19 31V30H18ZM43 31V30H42ZM53 31V30H52ZM138 31V30H137ZM144 31H139L141 34H140V36L141 37H144L143 36V32ZM170 31H168V32H170ZM10 32V31H9ZM11 32H13V31H11ZM21 32V31H20ZM30 32H32V30L30 31ZM29 32V33H30ZM41 32V31H40ZM69 32V31H68ZM93 32V31H92ZM96 32V31H95ZM146 32H148V31H146ZM145 32V33H146ZM215 33L214 35H213V33ZM233 32V31H232ZM250 32V31H249ZM254 32H256L255 34H257V32H258V30L257 31H254ZM18 33V32H17ZM16 33V34H17ZM25 33V32H24ZM23 33V34H24ZM28 33V32H27ZM29 33H28V36H29ZM172 33H174V31H172ZM184 33H183V35H184ZM190 33V32H189ZM220 33V35L218 36V34ZM7 34V33H6ZM19 34V33H18ZM21 34V33H20ZM22 34V35H23ZM89 34H91V33H89ZM94 34V33H93ZM99 34V33H98ZM155 34V33H154ZM171 34V33H170ZM175 34H176V32H175ZM175 34H172V35H175ZM177 34H178V31H177ZM179 34H181L182 35V33H179ZM225 34H227V33H225ZM253 35H255L254 33H252ZM261 33H258L257 35H260ZM26 35V34H25ZM25 35H23V36H25ZM33 35H34V33H33ZM67 35V34H66ZM147 35V34H146ZM167 35H169V34H167ZM166 35V36H167ZM228 35V34H227ZM252 35V36H253ZM256 35V36H257ZM72 36V35H71ZM76 36V35H75ZM136 36V35H135ZM140 36L138 37V35H137V38H139L140 39ZM149 36V35H148ZM224 36V35H223ZM229 36V35H228ZM31 37H32V34H31V36H29V38H30V40H31ZM62 37V36H61ZM100 37V36H99ZM151 37V36H150ZM158 37V38H159ZM176 37H179V36H176ZM176 37H175V39H176ZM181 37V36H180ZM179 37V38H180ZM191 37V36H190ZM259 37V36H258ZM257 37V38H258ZM10 38V37H9ZM20 38H22V37H20ZM19 38V40H21ZM27 38V37H26ZM75 37H71V39L73 40ZM78 38V37H77ZM90 38V37H89ZM95 38V37H94ZM135 38V37H134ZM144 38H147V37H144ZM144 38H142V39H144ZM167 38H168V36H167ZM169 38H170V36H169ZM172 38V37H171ZM178 38V39H179ZM188 38H189V36H188ZM226 38H227V36H226ZM225 38V39H226ZM261 38H262V36H261ZM14 39V38H13ZM25 39V38H24ZM70 39V40H71ZM87 39V38H86ZM136 39V38H135ZM193 39H191V41L193 40ZM224 39V40H225ZM233 38H231L230 37V40H232ZM259 39H260V37H259ZM10 40V39H9ZM15 40V39H14ZM18 40V41H19ZM26 40V39H25ZM66 40L67 39H65L64 41H65V43L67 44V42H66ZM89 40V39H88ZM97 40H99V39H97ZM131 40H132V38H131ZM146 41H147V39H145ZM167 40V39H166ZM250 39H248V41H249ZM264 40V39H263ZM12 41V40H11ZM16 41V40H15ZM17 41V42H18ZM21 41H23V40H21ZM28 41V40H27ZM76 41V40H75ZM125 41V40H124ZM150 41V40H149ZM190 41V42H191ZM252 41H253V39H252V37H251V41H250V43H249V46H250V48H251V43H252ZM256 41H258V40H256L255 39V37H254V43L256 42ZM16 42V43H17ZM94 42V41H93ZM96 42V41H95ZM118 42V41H117ZM116 42V43H117ZM129 42V41H128ZM187 42V41H186ZM225 42V41H224ZM223 42V43H224ZM237 42V41H236ZM241 42V41H240ZM239 42V43H240ZM264 42V41H263ZM48 43V42H47ZM50 43V42H49ZM71 43V42H70ZM126 43H127V41H126ZM125 43V44H126ZM226 43V42H225ZM243 43V42H242ZM242 43H240V47L243 49L244 47H242L241 46V44ZM248 43V42H247ZM9 44V43H8ZM7 44V46H9ZM11 44H13V43H11ZM93 44V43H92ZM118 44V43H117ZM117 44H116V46H117ZM128 44V43H127ZM135 44H136V42H135ZM137 44H138V42H137ZM147 44V45H146ZM152 44V43H151ZM169 44V43H168ZM176 44V43H175ZM175 44H171V45H175ZM178 44V43H177ZM176 44V45H177ZM179 44H180V42H179ZM178 44V45H179ZM199 44V43H198ZM118 45H120V43L118 44ZM144 45H146V48L148 47V43L147 42H145V44ZM164 45V44H163ZM165 45H167V44H165ZM181 45L182 44H180V47H181ZM190 45V44H189ZM194 46H196L195 45V43L193 44ZM193 45H191V47H194ZM219 45V44H218ZM217 45V46H218ZM4 46V45H3ZM65 46V45H64ZM67 46H68V44H67ZM94 46V45H93ZM126 46H128V45H126ZM149 46H150V43H149ZM168 46V45H167ZM170 46V45H169ZM184 47H182V48H184L185 49V46H187V45H183ZM200 46V45H199ZM207 46V47H208ZM238 46V47H239ZM10 47H12V46H10ZM9 47V49H13V47L12 48H10ZM17 47V46H16ZM60 47V46H59ZM86 47V46H85ZM154 47V46H153ZM173 47V46H172ZM177 47V46H176ZM190 46H189V48H191ZM206 47V48H207ZM209 47V48H210ZM221 47V46H220ZM225 47V46H224ZM222 48V50L223 49H225V48ZM239 47V49L241 50V48ZM260 47V46H259ZM15 48V47H14ZM41 48H42V46H41ZM40 48V49H41ZM143 48V47H142ZM145 48V47H144ZM144 48L142 49V50H140L141 51V53H143L145 50H144ZM155 48V49H154ZM153 49L156 51V47H154ZM159 48V47H158ZM163 48V47H162ZM165 49H166V47H164ZM163 48V49H164ZM235 48H237V47H235ZM247 48V47H246ZM246 49V51H249V52H251V49ZM1 49V48H0ZM8 49V50H9ZM17 49V48H16ZM22 49V48H21ZM28 49H29V47H28ZM27 49V50H28ZM56 49V48H55ZM66 49V48H65ZM76 49V48H75ZM152 49V50H153ZM168 49V48H167ZM166 49V50H167ZM193 49V48H192ZM192 49L190 50V51H192ZM195 49V48H194ZM211 49V48H210ZM217 49V48H216ZM219 49V48H218ZM18 50H20V49H18ZM59 50H60V48H59ZM121 50V49H120ZM119 50V51H120ZM171 50H173V49H171ZM183 50V49H182ZM204 49H202V52L200 51H198L199 53H200V55L203 57V56H205L206 54H207V51H203ZM212 51H214V49L212 48L211 49ZM237 50V49H236ZM15 51V50H14ZM14 51H12V53H11V55L12 54H14ZM80 51V50H79ZM118 51V52H119ZM177 51V50H176ZM176 51H175V53H176ZM178 51H180V50H178ZM211 51V52H212ZM215 51H217V50H215ZM219 51V50H218ZM224 51H227V52H229L230 53V51L229 50H224ZM243 51V54L245 53L244 52V50H241L240 52H242ZM260 51H261V49H260ZM16 52V51H15ZM20 52V51H19ZM39 52V51H38ZM61 53H62V51H60ZM82 52V51H81ZM80 52V53H81ZM114 52V51H113ZM147 52H148V50H147ZM162 52L163 53H165V51H163L162 50ZM166 52H168V51H166ZM185 52V51H184ZM220 52V51H219ZM223 52V51H222ZM239 52V51H238ZM239 52V53H240ZM254 54H255V52L254 51H252ZM252 52H251V55H252ZM258 52V51H257ZM256 52V53H257ZM17 53V52H16ZM15 53V54H16ZM37 53V52H36ZM56 53V52H55ZM140 52H138V54L140 55L141 54ZM174 53V54H175ZM178 53V52H177ZM176 53V54H177ZM181 53V52H180ZM180 53H179V55H180ZM206 53V54H205ZM214 53V52H213ZM212 53V54H213ZM231 53H232V51H231ZM238 53V54H239ZM247 53V52H246ZM85 54V53H84ZM89 54V53H88ZM114 54H115V52H114ZM137 54V55H138ZM145 55L147 54V53H144ZM162 54V53H161ZM172 54V53H171ZM186 54V53H185ZM205 54V55H204ZM258 54V53H257ZM18 55V54H17ZM39 55V54H38ZM57 55V54H56ZM60 55V54H59ZM113 55V54H112ZM154 55V54H153ZM153 55H152V57H153ZM156 55V54H155ZM158 55V54H157ZM164 56L165 55H168L167 53L166 54H163ZM188 55H190V54H187V56ZM213 55H215V54H213ZM227 55V54H226ZM233 55V54H232ZM231 55V56H232ZM244 55H246V54H244ZM67 56V55H66ZM75 56V55H74ZM77 56V55H76ZM82 58H83V56L82 55H80ZM89 56V55H88ZM114 56V55H113ZM135 56V55H134ZM169 56V55H168ZM176 55H174L173 57L171 56V58H173V59H175V58H177V57H175ZM178 56V55H177ZM207 56H209L208 54H207ZM207 56H205V57H207ZM228 56V55H227ZM248 56V55H247ZM246 56V57H247ZM15 57V55L13 56V58ZM41 57V56H40ZM52 57V56H51ZM91 57V56H90ZM101 56H99V58H100ZM141 57V56H140ZM149 56L147 55V58H148ZM151 57V58H152ZM158 56H156V57H154V58H152L151 60H153V61H150V58H149V61L150 62H152V64L155 62V58H157ZM159 57H161V55L159 56ZM166 57L167 56H165V59H166ZM180 57V56H179ZM188 57H190V56H188ZM187 57V58H188ZM195 58H197V57H199V55L196 57V56H194ZM213 58H214V56H212ZM241 57H242V55H241ZM252 57V56H251ZM22 58V57H21ZM47 58V57H46ZM58 58V57H57ZM86 58V57H85ZM96 58V57H95ZM137 59H139V57L137 56L136 57ZM142 58H143V56H142ZM169 58V62L170 61H172V60H170V57H168ZM209 58V57H208ZM217 58H220V57H218L217 56ZM232 58V57H231ZM235 58H237L238 59V56L237 57H235ZM234 58V59H235ZM87 59V58H86ZM92 59V58H91ZM101 59H102V57H101ZM144 59V58H143ZM158 59V58H157ZM161 59V58H160ZM178 59H180V58H178ZM207 59V58H206ZM212 59V58H211ZM222 59V58H221ZM246 59H248V61L249 62H251V58H250V60H249V58H246ZM245 59V60H246ZM23 60V59H22ZM43 60H44V58H43ZM48 60V59H47ZM184 60V59H183ZM189 60H191V59H189ZM194 60V59H193ZM202 60H203V58H202ZM220 60V59H219ZM18 61H19V59H18ZM68 64H70V63H72V61L70 62V60L68 59ZM94 61V60H93ZM100 61V60H99ZM101 61H103V59L101 60ZM148 61V62H149ZM157 62H158V60H156ZM174 61V60H173ZM172 61V62H173ZM177 61V60H176ZM185 61H187V60H185ZM234 61H236V60H234ZM247 61V62H248ZM253 61V60H252ZM25 62V61H24ZM40 62V61H39ZM42 62V61H41ZM41 62H40V64H41ZM49 62H50V60H49ZM84 62V61H83ZM92 62V61H91ZM144 62V61H143ZM149 62V63H150ZM156 62V63H157ZM164 62V61H163ZM167 62V61H166ZM165 62V63H166ZM188 62V61H187ZM186 62V63H187ZM195 62V61H194ZM204 62V61H203ZM216 62H217V60H216ZM221 62H222V60H221ZM26 63V62H25ZM81 63H82V61H81ZM101 63H103V62H100V64ZM156 63H154L155 65H153V67H156L157 68V64ZM190 63V62H189ZM193 63V62H192ZM198 63V62H197ZM206 63V62H205ZM205 63H204V66H205ZM241 63H242V59H241ZM243 63H244V61H243ZM246 63V62H245ZM245 63L244 64H242V65H245ZM253 62H251V63H248V64H251V65H253L252 64ZM38 64V63H37ZM66 64V63H65ZM79 64H80V62H79ZM93 64L95 65V63L93 62ZM138 64H140V63H138ZM143 64L144 63H142L141 64V66H143ZM162 64V63H161ZM171 64V63H170ZM174 64V63H173ZM207 64V63H206ZM247 64V65H248ZM258 64V63H257ZM8 65H11V64H8ZM52 65V64H51ZM59 65V64H58ZM85 65H86V63H85ZM92 65V64H91ZM99 65V64H98ZM147 64H145L144 66H146ZM164 65H166V64H164ZM168 65V64H167ZM190 65V64H189ZM200 66V62L197 64V66ZM210 65V64H209ZM213 66H211V67H214L215 65L214 64H212ZM219 65H221V63H219ZM225 65V64H224ZM237 65V64H236ZM239 66H240V64H238ZM258 65H260V64H258ZM16 66V65H15ZM57 66V65H56ZM81 65H79V67H80ZM185 66V65H184ZM222 66V65H221ZM12 67V66H11ZM21 67V66H20ZM41 67V66H40ZM43 67V66H42ZM67 66L65 65V68H66ZM100 67H103V65L102 66H100ZM138 68H139V65L137 66ZM160 67H161V65H160ZM159 66H158V68H160ZM162 67H164L163 69L164 70H166L165 69V66H163V64H162ZM186 67V66H185ZM201 67V66H200ZM199 67V68H200ZM206 67H207V65H206ZM237 67V66H236ZM257 67V66H256ZM260 68H261V65L259 66ZM16 68V67H15ZM31 68V67H30ZM50 68V67H49ZM56 68V67H55ZM58 68V67H57ZM56 68V69H57ZM89 68V67H88ZM92 68V67H91ZM94 68V67H93ZM96 68V67H95ZM141 68V67H140ZM144 68V67H143ZM155 68V69H156ZM175 68V67H174ZM188 69H189V67H187ZM223 68H225L224 66H223ZM222 68V69H223ZM237 68H239V67H237ZM241 68V67H240ZM239 68V69H240ZM243 68H245V67H243ZM259 68V69H260ZM10 69H13V68H10ZM32 69V68H31ZM78 69V68H77ZM81 69V67L79 68V70ZM85 69V68H84ZM98 69V68H97ZM145 69V68H144ZM144 69H141V70H144ZM191 69V68H190ZM193 69V68H192ZM195 69V68H194ZM193 69V70H194ZM201 69V68H200ZM221 69V68H220ZM221 69V70H222ZM226 69V68H225ZM249 69H250V67H249ZM258 69V70H259ZM262 69V68H261ZM9 70V69H8ZM53 70V69H52ZM60 70V69H59ZM91 70H93V69H91ZM140 70V71H141ZM158 70V69H157ZM170 69L169 68H167V70L166 71H169ZM176 70V69H175ZM187 70V69H186ZM203 70V69H202ZM206 70H208V69H206ZM209 70H212V69H210L209 68ZM218 70V69H217ZM216 70V71H217ZM244 70V69H243ZM248 70V69H247ZM2 71V70H1ZM46 71H47V69H46ZM51 71V70H50ZM78 71V70H77ZM159 71V70H158ZM161 71H162V68H161ZM179 71V70H178ZM177 71V72H178ZM191 71V70H190ZM195 71H197V70H195ZM204 71V70H203ZM213 71H214V68H213ZM218 71H220V70H218ZM225 71V70H224ZM224 71H222V72H224ZM229 72H230V70H228ZM238 71H240L241 72V69L240 70H238ZM249 71H251V70H249ZM256 71H257V68H256ZM13 72V71H12ZM11 72V73H12ZM45 72V71H44ZM128 72V71H127ZM143 72H145V71H143ZM200 72H201V70H200ZM208 72V71H207ZM210 72V71H209ZM212 72V71H211ZM232 72H233V70H232ZM243 72V71H242ZM11 73H9V74H11ZM58 73V72H57ZM90 73V72H89ZM93 73H94V71H93ZM175 73V72H174ZM195 73V72H194ZM214 73H215V71H214ZM214 73H213V75H214ZM220 73V72H219ZM246 73V72H245ZM247 73H249V72H247ZM246 73V74H247ZM251 73H252V71H251ZM258 73H261L260 72V70H259V72ZM258 73H256V75L258 74ZM71 74H74V73H71ZM143 74V73H142ZM141 74V75H142ZM147 74V73H146ZM150 74H153V73H151L150 72ZM188 74V73H187ZM197 74H198V71H197ZM200 74V73H199ZM204 74V73H203ZM202 74V75H203ZM221 74V73H220ZM223 74V73H222ZM231 74V73H230ZM234 74H235V72H234ZM233 74V75H234ZM237 74V73H236ZM239 74V73H238ZM1 75V74H0ZM49 75V74H48ZM75 75V74H74ZM93 75V74H92ZM96 75V74H95ZM166 75V74H165ZM170 74L168 73V76H169ZM172 75V74H171ZM205 75V74H204ZM210 75V74H209ZM229 75V74H228ZM259 75V74H258ZM3 76V75H2ZM89 76V75H88ZM167 76V77H168ZM174 75H172L171 77H173ZM192 76V75H191ZM206 76V75H205ZM208 76V75H207ZM211 76V75H210ZM216 76V74L214 75V77ZM240 76V75H239ZM239 76H236V77H239ZM244 76V75H243ZM246 76V75H245ZM13 77V76H12ZM142 77V76H141ZM150 77V76H149ZM160 77V76H159ZM158 77V78H159ZM163 77V76H162ZM165 77V76H164ZM171 77L169 76V78L171 79ZM176 77V76H175ZM179 77V76H178ZM209 77V76H208ZM207 77V78H208ZM213 77V78H214ZM224 77V76H223ZM226 77V76H225ZM229 77V76H228ZM257 78H258V76H256ZM1 78V77H0ZM67 78H69L68 76H67ZM71 78H74V76L73 77H71ZM145 78V77H144ZM169 78H168V80H169ZM174 78V77H173ZM180 78V77H179ZM195 78H196V76H195ZM206 78V79H207ZM233 78H234V76H233ZM243 78V77H242ZM250 79L252 78V77H249ZM260 78V77H259ZM258 78V79H259ZM2 79V78H1ZM0 79V80H1ZM10 79V78H9ZM66 79V78H65ZM83 79V78H82ZM93 79V78H92ZM150 79V78H149ZM177 79V78H176ZM184 79V78H183ZM187 79V78H186ZM208 79H210V78H208ZM216 79H217V77H216ZM241 79V78H240ZM249 79V80H250ZM252 79H254V78H252ZM256 79V78H255ZM49 80V79H48ZM51 80V79H50ZM143 80V79H142ZM146 80V79H145ZM160 80H161V78H160ZM160 80H159V83H160ZM191 80V79H190ZM236 80V79H235ZM12 81V80H11ZM16 81H17V79H16ZM47 81V80H46ZM65 81V80H64ZM70 81V80H69ZM101 81V80H100ZM99 81V82H100ZM144 81V80H143ZM148 81V80H147ZM181 81V80H180ZM185 81V80H184ZM202 81V80H201ZM223 81V80H222ZM251 81V80H250ZM250 81H248L249 83H250ZM253 81V80H252ZM255 81V80H254ZM1 83H2V81H0ZM15 82V81H14ZM50 82V81H49ZM145 82V81H144ZM163 82V81H162ZM182 82V81H181ZM192 82V81H191ZM196 82V81H195ZM199 82V81H198ZM202 82H204V81H202ZM216 82V81H215ZM219 82V81H218ZM224 82V81H223ZM229 82H231V81H229ZM237 82V81H236ZM242 82H243V79H242ZM246 82V81H245ZM245 82H243V83H245ZM260 82H261V80H260ZM21 83V82H20ZM65 83V82H64ZM164 83V82H163ZM166 83V82H165ZM187 83V82H186ZM185 83V84H186ZM206 83V82H205ZM204 83V84H205ZM210 83V82H209ZM248 83V85H250ZM254 83V82H253ZM53 84V83H52ZM91 84V83H90ZM109 84V83H108ZM151 84V83H150ZM171 84V83H170ZM188 84H189V81H188ZM192 84V83H191ZM196 84V83H195ZM207 84H208V82H207ZM212 84V83H211ZM215 84H219V83H215ZM223 83H221L220 85H222ZM226 84V83H225ZM232 84V83H231ZM247 84V83H246ZM246 84L244 85V86H246ZM259 84H261V83H259ZM49 85H50V83H49ZM157 85V84H156ZM156 85H155V87H156ZM160 85V84H159ZM164 85H166V84H164ZM203 85V84H202ZM206 85V84H205ZM205 85H203L204 87H205ZM217 85H216V87H217ZM235 85V84H234ZM240 85V84H239ZM251 85H252V82H251ZM246 86V87H251V91H253V92H251V94L250 95H252V98L254 99V100H252L251 98V102H249L248 100H247V98H245V97H247V96H245V97H243V95H246L247 93L246 92H244L243 91V89H241V88H239V89H241L242 90V92H244V93H246V94H242V92L241 93H236V92H234L233 94H235L236 96H228V97H233V98H235V101H234V103L235 104H233V105H235L234 106V108L236 107V108H238L237 110L235 109V111H237V112H235L236 113V116H238L239 118V120H237V118H235V113H233V112H231V114L229 115V117L231 118V116L233 117L232 118V120H233V122H230V123H234L235 125H236V128L239 130V128L242 126V123H243V121H246L245 123H248V115L245 113L246 111H247V113H250V112H252V114H255V115H258V117H257V119L260 117V115L259 114H262L263 116H264V97L263 96H261V94H259L258 93V96L260 95L261 97L260 98H254V97H256V96H254L253 97V93H255V92H257V91H259V90H255L254 91V87L253 86ZM52 86V85H51ZM67 86V85H66ZM108 86V85H107ZM111 86H112V84H111ZM152 86H153V84H152ZM152 86H149V88L150 87H152ZM158 86V85H157ZM183 86V85H182ZM193 86H194V84H193ZM215 86V85H214ZM227 86V85H226ZM229 86V85H228ZM232 87H233V85H231ZM238 86V85H237ZM256 86V85H255ZM54 87V86H53ZM93 87H94V84H93ZM159 87V86H158ZM170 87V86H169ZM181 87V86H180ZM180 87H178V89L180 88ZM190 86H188V88H189ZM200 88H201V86H199ZM207 87H208V85H207ZM207 87H205V88H207ZM211 87V86H210ZM225 87V86H224ZM223 87V88H224ZM236 87V86H235ZM234 87V88H235ZM56 88V87H55ZM194 88H196V87H194ZM203 88V87H202ZM213 88V87H212ZM236 88H238V87H236ZM243 88V87H242ZM253 88V89H252ZM18 89V88H17ZM78 89V88H77ZM90 89V88H89ZM152 89V88H151ZM166 89V88H165ZM178 89H176V90H178ZM183 89V88H182ZM193 89V88H192ZM231 89V88H230ZM239 89H237V90H239ZM57 90H58V88H57ZM161 90V89H160ZM173 90V89H172ZM171 90V91H172ZM176 90H174V91H176ZM180 90V89H179ZM184 90V89H183ZM197 90V89H196ZM209 90V89H208ZM221 90H224L225 91V89H221ZM227 90V89H226ZM235 90V89H234ZM237 90H235V91H237ZM152 91V90H151ZM150 91V92H151ZM154 92H152V94H154V93H156L157 91L156 90H153ZM156 91V92H155ZM193 92H194V90H192ZM204 91V90H203ZM223 91V95H222V97L224 96V92ZM227 91H229V90H227ZM62 92V91H61ZM160 92V91H159ZM158 92V93H159ZM163 92V91H162ZM161 92V93H162ZM168 92V91H167ZM187 92V91H186ZM210 91H208V93H209ZM214 92H216V91H214ZM231 92V91H230ZM1 93H2V95H0V99H2L3 101H0V175H4V176H6L7 177V175H9V176H11L10 178L12 179V178H14L15 177V175H16V172H18L19 170H17V167H19L20 166V164H21V162L24 164V163H26V161H27V165H26V167H28L27 169H29V171H30V173H31V170H32V172L33 173H37V171L40 169L39 167H40V165H39V163H38V161L39 160H33V155H34V150H35V145H32V148H28V146L30 145L29 143L31 142V134L29 133V134H27L28 132H26L27 131V129H20V127H21V125L22 124H24L23 122H21L20 121V117L21 116H18L17 114H16V112H18V111H20L19 113H23V112H27V110H25L24 111V109L25 108H23V106H20L19 105V103L20 102H15L14 100H10L9 101V99H8V97H9V95L8 94H6V92H4L2 89H1ZM53 93V92H52ZM119 92H117L116 93V95L118 94ZM166 93V92H165ZM178 93H180V92H178ZM177 93V94H178ZM182 93H184L183 91H182ZM232 93V92H231ZM261 93H263V92H261ZM56 94V93H55ZM151 93H150V96L152 95ZM160 94V93H159ZM170 94V93H169ZM185 94H188V93H185ZM191 94V93H190ZM240 94V95H239ZM22 95V94H21ZM171 95H173V94H171ZM214 95V94H213ZM215 95H220V94H215ZM214 95V96H215ZM227 95V93L225 94V96ZM230 95V94H229ZM61 96V95H60ZM67 95H65V96H61V97H66ZM153 97H156V96H154V95H152ZM158 96H161V94L160 95H158ZM179 96V95H178ZM188 96V95H187ZM186 96V97H187ZM257 96V97H258ZM27 97V96H26ZM31 96H29L28 98H30ZM221 97V98H222ZM251 97V96H250ZM27 98V99H28ZM163 99L165 98V97H162ZM174 98V97H173ZM212 98V99H211ZM211 101H210V103L209 104H211V102L213 101V96H211ZM220 98V97H219ZM226 98V97H225ZM65 99V98H64ZM154 99H156V98H154ZM157 99H160V98H157ZM166 99V98H165ZM187 99H188V97H187ZM228 99V98H227ZM32 100H34L33 98H32ZM46 100V99H45ZM93 100V99H92ZM150 100V99H149ZM195 100V99H194ZM234 100V99H233ZM42 101V100H41ZM115 101V100H114ZM146 101V100H145ZM151 101V100H150ZM153 101V100H152ZM162 101V100H161ZM170 101V100H169ZM183 101V100H182ZM188 101L190 102V104H191V101L188 99ZM224 101H225V103L227 104L228 102H226V99H224ZM46 102L48 103L49 101L48 100H46ZM46 102H45V104H46ZM67 102V101H66ZM88 102H90V100L89 101H87V104L88 105H86V107L84 106V108H83V110H82V112H87V111H90L93 107V102L95 103L96 101L95 100H93L91 103H88ZM154 102V101H153ZM160 102V101H159ZM159 102H158V105H159ZM233 102V101H232ZM43 103V102H42ZM161 103V102H160ZM178 103V102H177ZM224 103V104H225ZM4 104H9V105H4ZM155 105H156V103H154ZM182 104H184V103H182ZM181 104V105H182ZM190 104L188 105V106H190ZM217 104V103H216ZM229 104L230 105H232V103H231V100H230V98H229ZM11 105V106H10ZM15 105L17 106V107H15ZM30 105V104H29ZM44 105V104H43ZM43 105H41V106H43ZM108 105H110V106H112L111 104H107V106ZM230 105H227V107L229 108V106ZM233 105H232V107H233ZM104 106V105H103ZM106 106V107H107ZM171 106V105H170ZM210 107H211V105H209ZM226 106V105H225ZM11 107V108H10ZM109 107V106H108ZM107 107V108H108ZM112 107H115V105L114 106H112ZM111 107V108H112ZM152 107V106H151ZM180 107V106H179ZM182 107V106H181ZM193 107H194V105H193ZM195 107H196V105H195ZM213 107H216L215 106V104H214V106H213V104H212V109H214ZM221 107V106H220ZM220 107H218L219 109H220ZM72 108V107H71ZM110 108V107H109ZM164 108H166V106L164 107ZM168 108V107H167ZM166 108V109H167ZM177 108V107H176ZM188 108V107H187ZM27 109V108H26ZM171 109V108H170ZM175 109V108H174ZM183 109V108H182ZM181 109V110H182ZM190 109V108H189ZM205 109V108H204ZM12 110V111H11ZM75 110V109H74ZM80 110H81V108H80ZM149 110H150V108H149ZM153 109H151L150 111H152ZM157 110V109H156ZM159 110V109H158ZM157 110V111H158ZM164 110V109H163ZM178 110H180V109H178ZM186 110H188V109H186ZM185 110V111H186ZM216 110L218 111V109L216 108ZM255 112H258L259 111V113H254V111ZM70 111V110H69ZM203 112L205 111V110H202ZM183 112V111H182ZM214 112H216L215 110H214ZM59 113V112H58ZM57 113V114H58ZM163 113V112H162ZM175 113V112H174ZM184 113V112H183ZM205 113V112H204ZM218 113V112H217ZM243 113H245V116H247V117H244V116H241V115H244ZM24 114V113H23ZM74 114V113H73ZM87 114V113H86ZM91 114V113H90ZM164 114V113H163ZM251 114V113H250ZM252 114H251V117H252ZM61 115V114H60ZM68 115V114H67ZM160 115V114H159ZM177 115H179V114H177ZM182 115V114H181ZM219 115V114H218ZM218 115H215V113H214V116L213 117H215V119H216V116L218 117V118H220V117H222V114L220 113V115L218 116ZM225 115V114H224ZM57 116V115H56ZM85 116V115H84ZM169 116V115H168ZM208 116V115H207ZM241 116V117H240ZM22 117H24V116H22ZM55 116H54V114H53V117L52 118H54ZM59 117V116H58ZM57 117V118H58ZM159 117V116H158ZM192 117H194V116H192ZM225 117H227V115H225ZM244 117V118H243ZM253 117H254V115H253ZM251 118V119H254V121H256V119L255 118ZM36 119H37V124L39 125L40 123H41V119H40V115L39 116H37V117H35ZM155 118V117H154ZM168 119L170 118V117H167ZM181 118V117H180ZM183 118V117H182ZM195 118V117H194ZM241 118H243L244 120H241ZM250 118V117H249ZM263 118V117H262ZM27 119V118H26ZM55 119V118H54ZM155 119H157V118H155ZM163 119H164V117H163ZM186 119V118H185ZM200 119V118H199ZM202 119V118H201ZM213 119V118H212ZM211 119V121H213ZM250 119V120H251ZM35 120V119H34ZM49 120V119H48ZM171 120V119H170ZM169 120V121H170ZM178 120H179V118H178ZM203 120V119H202ZM217 120V119H216ZM220 120H221V118H220ZM219 120V121H220ZM249 120V121H250ZM258 120H260V119H258ZM29 118H28V120H27V122L26 123H29ZM164 121V120H163ZM163 121H162V123H163ZM189 121V120H188ZM191 121H193V118H192V120ZM206 121H208L209 122V120H206ZM211 121L209 122V123H211ZM230 121H231V119H230ZM263 121V120H262ZM262 121H260V122H262ZM54 122V121H53ZM159 122V121H158ZM161 122V121H160ZM159 122V123H160ZM202 122V121H201ZM205 122V120L203 121V123ZM251 122V121H250ZM250 122H249V124H250ZM26 123H25V126H26ZM36 123V122H35ZM35 123H34V125H35ZM257 123V122H256ZM256 123H254V124H256ZM263 123H264V121H263ZM30 124V123H29ZM28 124V126H30ZM52 124V123H51ZM54 124V123H53ZM147 124V123H146ZM149 124V123H148ZM154 124V123H153ZM158 124V123H157ZM161 124V123H160ZM160 124H158V125H160ZM166 124H167V122H166ZM213 124V123H212ZM216 124V123H215ZM214 124V125H215ZM223 124H224V122H223ZM244 124V123H243ZM253 124V123H252ZM252 124H250V126L252 125ZM253 124V125H254ZM117 125V124H116ZM157 125V126H158ZM168 125V124H167ZM213 125V126H214ZM252 125V127H256V125H254L253 126ZM33 126V125H32ZM51 126V125H50ZM49 126V127H50ZM161 126H162V124H161ZM166 126V125H165ZM244 126H246V125H244ZM31 127V126H30ZM171 127V126H170ZM189 127V126H188ZM209 127V126H208ZM247 127V126H246ZM29 128V127H28ZM32 128V127H31ZM150 128H152V127H150ZM206 128V127H205ZM220 128V127H219ZM250 128V127H249ZM258 128V127H257ZM256 128V129H257ZM47 129V128H46ZM93 129H95V128H93ZM117 129V128H116ZM171 129V128H170ZM173 129V128H172ZM228 129V128H227ZM256 129H254L255 130V132H254V135H253V137H256V135H257V133L256 132H258V131H260V134H259V132H258V135H262V133H263V135H264V132H263V130L262 129H257V131H256ZM18 130H20V131H18ZM167 130H169V129H167ZM202 130V129H201ZM233 130V129H232ZM245 130H247V129H245ZM249 130V129H248ZM253 130V129H252ZM31 132H32V130H30ZM93 131V130H92ZM148 131H150V130H148ZM172 131V130H171ZM202 131H204V133L206 132V129L205 130H202ZM227 131H229V130H227ZM239 131H241V129L239 130ZM243 131H244V129H243ZM43 132V131H42ZM95 132V131H94ZM233 132H235V134H236V132H237V130L235 129V131H233ZM245 132V131H244ZM134 133V132H133ZM145 133V132H144ZM173 133V132H172ZM187 133V132H186ZM239 133H241V132H239ZM247 133H249V131H247ZM246 133V134H247ZM252 133L253 132H250L249 134H251L252 135ZM255 133H256V135H255ZM49 134V133H48ZM120 134V133H119ZM136 134V133H135ZM196 134V133H195ZM212 134V133H211ZM234 134V135H235ZM242 134V133H241ZM36 135V134H35ZM34 135V136H35ZM92 132L88 129L87 131H85V133L83 134V136L74 144V146H72V147H70L69 149H66V150H63V151H60V152H56L55 151V149L56 148H58V147H56V145H55V143L56 142H53V141H50V142H48V144H47V146H46V148H44L45 149V151H44V154H43V156H42V159L43 160H47L48 161V159L49 160H51L52 158L50 157L51 155H55V158H56V156H58L59 158V160H62V159H69V161H70V164L67 166V171H66V175H64V176H66V180H68V181H71V182H67V183H65L66 185H68L67 186V189L64 191V193L58 198V200H57V202H56V205H57V211H56V214L53 216V218H51V221L49 222V224L47 225L48 226V231H49V233H55V232H53V230L52 229H54V227H56V228H64V230H66V232L68 233H71L70 231H72V232H75V231H73L76 227L78 228V227H80V228H83V229H81L82 230V233H81V235H82V239L84 240V244H87L89 241L91 242V243H89V247H90V249H91V254H93V255H95V253H94V250L96 249L97 251H99V249L100 248H98V246L96 247V245L94 244L95 243V240H97L98 238L100 239V237H98L97 239H94V243H92L93 242V237H94V234L95 233H97V231H95V233H94V230L92 231L93 232V234H91L92 232H91V230H92V224H93V219L91 218V216H92V214H90V212L91 213H93L92 211H94L95 213H96V210H98L97 211V213L99 212V209L101 210V208L100 207H98V209H97V206L98 205H102V207H103V210L104 209H106V213H105V215H104V213H103V216H101V213L102 212H100L99 214H96V216L97 215H100L101 217H102V219L100 218H98L97 219V217H99V216H95V214L92 216L93 218H95V220L97 219L98 220V222L99 221H101L102 220V222L104 221V226H105V224H106V229H107V232L109 233V235L111 234L113 237H114V235L115 234H118L119 236H120V231H119V233H117V229H115L114 227V225H113V223L111 222V221H109V219H114L115 217H116V214L118 213V212H116L117 210H115V208H117L118 206L119 207H121L120 206V203H119V201H118V196H121V193H120V189H118L117 190V193L115 194L114 193V190H115V186L116 185H118L117 183L115 184V186H113V187H115L114 189H112V186H109V183H111L112 184V182L110 181L111 179H107V177H109V176H107V172H109L110 173V171L107 169L106 170V168H109L108 166V161H109V157L106 159L107 161V163H104V162H102L100 159H99V157H93L92 156V153H91V157H88V155H86V154H88V153H86V154H84V153H82V151H86V149L89 147V150H91L90 149V147L92 148V146H93V142H91V140L93 141V138H92ZM197 135H198V133H197ZM229 135V134H228ZM234 135H233V137H234ZM236 135H237V137H238V139H237V137H236ZM235 135V139H237L238 141H239V138L240 137H242L243 135H241L240 136V134H236ZM69 136V135H68ZM212 136V135H211ZM230 136V135H229ZM229 136H228V138H229ZM240 136V137H239ZM113 137H115V136H113ZM199 137V136H198ZM245 137H247V135L245 136ZM124 138V137H123ZM123 138H119L118 137V139H115L114 140V142H113V138H112V141H111V143L113 142V144H115V146L114 147H116V148H118L117 146H119L120 145V147L121 148H118V151L117 152H119V150L122 152L121 154H123V153H128L129 151H131L130 150V148L128 147L127 148V152H126V149L125 148H123V142L125 143V138H124V140H123ZM149 138H151L152 140H153V142L158 146L159 144H161V142H162V139L160 138V137H158V136H155V135H153V136H151V137H149ZM162 138L164 139V137H163V135H162ZM216 138H217V136H216ZM228 138H226V139H228ZM259 138H261V139H264L263 137H259ZM36 139V138H35ZM70 139V138H69ZM121 139V140H120ZM167 139V138H166ZM194 139V138H193ZM217 139H219V137L217 138ZM234 139V140H235ZM241 139V138H240ZM258 139V138H257ZM116 140H118V142L116 141ZM123 140V141H122ZM246 140V139H245ZM120 141H122V142H120ZM164 141V140H163ZM194 141H196V140H194ZM193 141V142H194ZM59 142V141H58ZM61 142V141H60ZM63 142V141H62ZM61 142V143H62ZM120 142V143H119ZM165 142V141H164ZM181 142V141H180ZM192 142V143H193ZM197 142V141H196ZM259 142V141H258ZM65 143L67 144V146H68V143H69V141H65L64 142V145H65ZM92 143V144H91ZM107 143H109V142H107ZM119 145H118V144ZM141 143L142 144H146L147 145V147L148 148H150V147H152L150 144H152V143H148L146 140H144V141H141ZM165 143H170V142H165ZM192 143H183V142H181V144H179V145H174V144H172V145H170V146H167V145H163L164 147L162 148V149H160V150H156V154L157 155H159V156H164L166 153H169V151H176V149L178 150L177 152H179V150H184L185 149V151H187L186 150V148L188 147L189 148V150L188 151H190V150H192L189 146H190V144L192 145ZM254 143L256 144V141H254ZM263 143V142H262ZM104 144H106V142L104 143ZM104 144H103V146H104ZM126 144V143H125ZM129 144V143H128ZM249 144V143H248ZM247 144V145H248ZM62 145V144H61ZM63 145V146H64ZM107 145V144H106ZM123 145V146H122ZM185 145H187V146H185ZM263 145H264V143H263ZM111 146H113L112 144H111ZM126 146V145H125ZM131 146V145H130ZM143 146V145H142ZM248 146H250V144L248 145ZM56 147V148H55ZM160 147H162V146H160ZM192 147V146H191ZM253 147V146H252ZM254 147H256V146H254ZM260 147V146H259ZM104 148H105V146H104ZM187 148V149H188ZM247 148V147H246ZM250 148V147H249ZM258 148V147H257ZM122 149H125V150H122ZM145 149H146V146H145ZM200 149V148H199ZM236 149V148H235ZM142 151H144V149H141ZM167 150V151H166ZM237 150V149H236ZM244 150H246L245 148H244ZM255 150H256V148H255ZM254 150V152L253 153H258L259 152V149H257V151H255ZM84 151V152H85ZM261 151V150H260ZM87 152V151H86ZM95 152V151H94ZM242 152V151H241ZM251 152V153H252ZM99 153V152H98ZM105 153V152H104ZM253 153L251 154V155H253ZM113 154V153H112ZM114 154H117V153H114ZM147 154H150V152H147ZM50 155V156H49ZM84 155H86V156H84ZM47 156H48V158H47ZM95 156V155H94ZM111 156V155H110ZM115 156V155H114ZM117 157H118V154L116 155ZM138 157V156H137ZM143 157V156H142ZM149 157H152V156H149ZM25 158H27L26 159V161H24V159ZM51 158V159H50ZM119 158V157H118ZM131 158V157H130ZM138 158H140V157H138ZM120 159V158H119ZM153 159H154V157H153ZM42 160V161H43ZM54 161H55V159H53ZM120 160H122V157H121V159ZM124 160H126L125 159V157H124ZM141 160V159H140ZM129 161H130V159H129ZM142 161V160H141ZM152 162L153 161H155V160H151ZM150 161V159H149V161H147V163H149V166L151 165V164H153L152 162ZM52 162V161H51ZM59 161H55L54 162V165H55V163H58ZM121 162V161H120ZM126 163H125V165H126V167L128 166L127 164V161H125ZM156 162V161H155ZM155 162H154V164H155ZM33 163H34V168L32 167V165H33ZM43 163V162H42ZM44 163H45V161H44ZM49 163V162H48ZM130 163V162H129ZM136 163H137V161H136ZM141 163H143L144 164V159H143V161L141 162ZM22 164V165H23ZM36 164V165H35ZM40 164H41V162H40ZM46 164H47V162H46ZM108 165L107 167L106 166H104V165ZM111 165V168L112 169H114V167H116L115 165H116V161L113 159V161H111V163H110ZM124 164V163H123ZM122 164V165H123ZM142 164V165H143ZM154 164H153V166H154ZM120 165V164H119ZM136 165V164H135ZM147 166H148V164H146ZM43 166V165H42ZM103 166H104V168H103ZM117 166H118V163H117ZM21 167V166H20ZM19 167V168H20ZM106 167V168H105ZM118 167H120V166H118ZM140 167H142L141 165H140V163L138 164V166L135 168V169H138L137 171H139L140 173L141 172H143L144 170H143V167L145 168V166L143 165V167L142 168H140ZM44 168V167H43ZM111 168H110V170H111ZM120 168H122V167H120ZM119 168V169H120ZM134 168V167H133ZM132 168V169H133ZM150 168H153V167H150ZM155 166H154V171H156L155 170ZM26 169V170H27ZM42 169V168H41ZM78 169H81L82 171H84V170H86V171H90L91 173L90 174H88V175H90L91 177H89V180H87V178H86V180H82V178H80V180L81 181H83V184H80L81 186H80V188H81V190L79 189V192L80 191H85V193H83L84 195L83 196H81V197H79L78 196V184H77V177L79 176V173L80 172H82L81 170H78ZM118 169V168H117ZM157 169V168H156ZM122 170V169H121ZM145 170H147L146 168H145ZM175 170V169H174ZM118 171V170H117ZM131 171H133V170H131ZM148 171V170H147ZM151 171H153V170H151ZM224 171V170H223ZM22 172V171H21ZM27 172V171H26ZM76 172H78V174H76ZM112 172H114L113 170H112ZM111 172V173H112ZM124 172V171H123ZM128 172H129V170H128ZM136 172V171H135ZM133 173V174H136V173ZM149 172V171H148ZM178 172V171H177ZM182 172V171H181ZM180 172V174H182ZM89 173V172H88ZM108 173V174H109ZM125 173V172H124ZM131 173V174H132ZM147 173V172H146ZM22 174V173H21ZM27 174V173H26ZM76 174V175H75ZM115 174H116V171H115ZM143 174H145V172H143ZM177 174H179V172L177 173ZM184 175H185V173H183ZM186 174H188V171H187V173ZM29 175V174H28ZM75 175V176H74ZM126 175H127V172H126ZM137 175V174H136ZM142 175V174H141ZM140 175V176H141ZM189 175V174H188ZM34 176V175H33ZM32 175H31V177H33ZM44 176H46L45 174H43V176L42 177H44ZM119 176H120V174H119ZM122 176H124V175H122ZM135 176V175H134ZM144 176V175H143ZM176 176H178V175H176ZM17 177V176H16ZM30 177V179H32ZM41 177V178H42ZM133 177V176H132ZM147 178H148V175L146 176ZM8 179L7 181H9L10 182V180L11 179ZM40 178V179H41ZM110 178V177H109ZM116 178H117V176H116ZM128 178V177H127ZM135 178V181H136V183H135V185L137 186V181L139 180V178H136V177H134ZM144 178V177H143ZM179 178V177H178ZM2 179H4V177H2L1 178V176H0V181L2 180ZM33 179H34V177H33ZM114 179V178H113ZM122 179V178H121ZM138 179V180H137ZM146 179V178H145ZM145 179H144V181H145ZM18 180V179H17ZM47 180V179H46ZM45 180V181H46ZM110 181V182H108V181ZM117 180H119V178L117 179ZM141 180H142V178H141ZM16 181V178L15 179H13V181H11V185H7L6 183H5V181L4 180H2V183H4V184H1V186H0V188H1V192H0V202H3L2 200H4V197L5 196H2V194L3 195H5V193H8L6 196H8V195H11L12 197L14 196L13 194H15L14 193V190H15V185H13V183ZM30 181V180H29ZM32 181H35V179L34 180H32ZM31 181V182H32ZM48 181V180H47ZM46 181V182H47ZM63 181V180H62ZM115 182H116V180H114ZM122 182H119L120 183V185L122 186L123 184H125V180L123 179V180H121ZM128 181V180H127ZM143 181V180H142ZM166 181V180H165ZM170 181V180H169ZM31 182H30V184H31ZM46 182H44V183H42V182H40V183H42V184H40V183H37V182H32V183H34V184H31L32 186L34 185L35 187L31 190H29V192L28 191H26L27 192V195H25V196H27L26 198H25V200L26 201H28V200H31L32 202V206L36 209L37 208V195L38 194H40V192L42 191V188L44 187V184H46ZM80 182V181H79ZM131 182V181H130ZM130 182H127V185L129 186V183ZM140 182V181H139ZM8 183V182H7ZM144 183V182H143ZM167 183V182H166ZM168 183H171V182H168ZM23 184V183H22ZM142 184V183H141ZM26 185H28L29 186V184H26ZM30 185V186H31ZM131 185V184H130ZM134 185V184H133ZM173 185V184H172ZM29 186V187H30ZM5 187V188H4ZM9 187H11V189L9 188ZM27 187V186H26ZM139 187H141V186H139ZM138 187V188H139ZM142 187H144V185L142 186ZM23 188H24V186H23ZM125 188V187H124ZM124 188H122V189H124ZM131 188H133V187H131ZM136 188V187H135ZM172 188V187H171ZM175 188V187H174ZM173 188V190L175 191L174 193H176V195H174V193H173V197L172 196H170V194H163L165 197H166V199H165V207L163 208L162 206H161V203H160V201L157 203V201H156V204H155V201H154V206L152 207V216H153V220L150 222V223H152L153 221H156V222H153L152 224H150L149 222H148V224H150L149 225V227H148V229L147 228H145V229H143V230H145L146 231V229L148 230V233H150V236H151V238H150V241H147L146 243H147V247L145 248L147 251H149L151 254H155V253H157L158 251H160L161 249H160V245L162 244H159L157 241H158V239H165V240H169L170 241V239L172 240V237L171 238H169V239H166L167 237H165V238H163L164 237V234L163 233H168V231H165V230H168V228L167 227H170V225H173L174 224V227H175V222H177L178 220H179V223H181V221H180V219H179V216L178 215H180V214H178V215H176V211H173V209L174 210H177L178 209V211L177 212H179V205H178V200L180 201V199H179V197L177 196V191L175 190ZM60 189V188H59ZM170 189V188H169ZM10 190H11V194H9L10 193ZM168 190V189H167ZM18 191V190H17ZM22 191H24V189L22 190ZM116 191V190H115ZM133 191V190H132ZM131 191V192H132ZM170 191H172V190H170ZM13 192V193H12ZM16 192V191H15ZM19 192V191H18ZM77 192V193H76ZM124 191H122V193H123ZM25 193V192H24ZM82 193V192H81ZM120 193V195H118ZM133 193V192H132ZM134 193H135V190H134ZM155 193L156 192H154V195H155ZM112 194V195H111ZM113 194H115V197H117V199L116 200H113V198L111 197V196H113ZM124 194H126V193H124ZM123 194V195H124ZM172 194V193H171ZM86 195V196H85ZM135 195V194H134ZM133 194L132 195H129V202L130 203H132V200H133V198L132 197H136V196H134ZM159 195V194H158ZM183 195V194H182ZM23 194H22V198L19 200V196H18V199H17V197H16V199L17 200H15L14 201V197L13 198H11V199H13L12 200V205L11 204H8L7 202V204L8 205H11V206H16V203L17 202H19L20 204L22 203V202H20L24 197H25ZM128 195H126V197H127ZM169 196V197H168ZM177 198H176V197ZM2 197V198H1ZM156 197V196H155ZM159 197V196H158ZM168 197V198H167ZM171 197V198H170ZM174 197H175V199H174ZM9 198V196L8 197H6V199H8ZM5 199V200H6ZM10 199V198H9ZM10 199V200H11ZM128 199V198H127ZM141 199V198H140ZM5 200H4V202H5ZM182 200V199H181ZM8 201V200H7ZM14 201V202H13ZM17 201V202H16ZM26 201H24L25 203H27ZM112 201H115V202H117V204H116V206H114V207H112V208H110V204L112 203ZM127 201V200H126ZM126 201L124 202H122V204H123V206H124V204L126 203ZM114 202V203H115ZM161 202H163V201H161ZM185 202V201H184ZM15 203V204H14ZM30 203V204H31ZM29 204V203H28ZM136 204V203H135ZM6 205V204H5ZM18 205V204H17ZM184 205H185V203H184ZM22 206V205H21ZM23 206H24V204H23ZM122 206V207H123ZM126 206H128V205H126ZM126 206H125V208H126ZM188 206V205H187ZM0 207H1V204H0ZM17 207V206H16ZM16 207H14L13 209H15ZM130 207V206H129ZM129 207H128V210H129ZM138 207V206H137ZM170 207H174L173 209H170ZM2 208V207H1ZM10 208H12V207H10ZM31 208V207H30ZM34 208H32V211L34 210ZM187 208V207H186ZM5 209V208H4ZM96 209V210H95ZM135 209V208H134ZM170 209V211H168ZM189 209V208H188ZM1 210H3V209H1ZM11 210V209H10ZM9 210V211H10ZM19 210V209H18ZM24 210H26L25 209V206H24ZM127 210V209H126ZM125 210V211H126ZM137 210V209H136ZM7 211V210H6ZM20 211H22V210H20ZM31 211V210H30ZM37 211H39V210H37ZM121 211V210H120ZM120 211H119V213H120ZM122 211H124V210H122ZM121 211V213L120 214H123L124 215V212H122ZM8 212V211H7ZM18 212V211H17ZM27 212H29V211H27ZM130 211H128V213H129ZM2 213H3V211H2ZM10 213V212H9ZM13 213H15V211L14 212H12V214ZM19 213V212H18ZM30 213V212H29ZM108 213V214H107ZM126 213L127 212H125V215H126ZM171 213H174V215L175 216H177V217H175L174 215V218L173 217H171ZM180 213V212H179ZM191 213V212H190ZM4 214H6V213H4ZM77 214H79V215H77ZM131 214V213H130ZM20 215H22V217H23V214H20ZM107 215H108V218H107ZM118 215V214H117ZM129 214H127L126 216H128ZM187 215V214H186ZM190 214H188V216H189ZM24 216H26V214L24 215ZM28 216V215H27ZM84 217L85 218V221H82L80 218L81 217ZM95 216V217H94ZM120 216H122V215H120ZM125 216V217H126ZM186 217V219L187 218H189V217ZM206 216V215H205ZM2 217V215H0V218ZM30 217V216H29ZM125 217L123 218V221H126V219H125ZM129 217H130V215H129ZM128 217V218H129ZM142 217V216H141ZM192 217V216H191ZM207 217V216H206ZM3 218V217H2ZM103 218L105 219V220H103ZM127 218V219H128ZM151 218V217H150ZM172 220H171V219ZM178 220H177V219ZM205 218V217H204ZM69 219V220H68ZM131 219V218H130ZM174 219H176V221L174 220ZM189 219H191V218H189ZM93 220V221H92ZM116 221H117V218L115 219ZM173 220H174V223H173ZM208 220V219H207ZM68 222V224H66L67 222ZM221 221V220H220ZM95 222V221H94ZM97 222V223H98ZM207 222V221H206ZM8 223V222H7ZM7 223H5L4 224V227H3V225H2V231H4L3 229H6V231L9 229L8 227H9V225L11 224L10 222L7 224ZM97 223L95 222V224L97 225ZM126 223V222H125ZM178 223V222H177ZM176 223V225L178 226V224ZM188 223H191V221H189ZM196 223V222H195ZM194 223V224H195ZM251 223V222H250ZM95 224H93V225H95ZM98 224H100V223H98ZM103 223H101L100 225H102ZM157 224L159 225L158 227H157ZM65 225H68V226H65ZM78 225H80V226H78ZM82 225V226H81ZM99 225V227H97L98 229H100L101 228V226ZM116 225V224H115ZM160 225H162V227L160 226ZM181 225V224H180ZM192 225H193V223H192ZM0 226H1V224H0ZM46 226V227H47ZM177 226H176V229H177ZM189 226L191 227V229H192V226L189 224ZM178 227H180V226H178ZM181 227H182V225H181ZM66 228H68L70 231H68V229H66ZM96 228V229H97ZM104 228V227H103ZM171 228V227H170ZM196 228V227H195ZM198 228V227H197ZM251 228V227H250ZM256 228V227H255ZM94 229H95V227H94ZM95 229V230H96ZM97 229V230H98ZM105 229V230H106ZM190 229V228H189ZM101 231L103 230L104 231V229H100ZM100 230H98V231H100ZM134 230V229H133ZM171 230H174V228H171ZM182 230V229H181ZM258 230V229H257ZM9 231V230H8ZM127 231V230H126ZM125 231V232H126ZM150 231V232H149ZM204 231V230H203ZM81 232V231H80ZM80 232L79 233H76V234H80ZM107 232H104V233H107ZM124 232V231H123ZM122 233V234H125L126 235V233ZM128 232V231H127ZM172 233H173V231H171ZM175 232V231H174ZM197 232V231H196ZM201 232V231H200ZM206 232H207V230H206ZM264 232V231H263ZM107 233V234H108ZM129 234H133V232L131 231V232H128ZM143 233V232H142ZM11 234V233H10ZM73 234V233H72ZM91 235H93L92 237H91ZM96 235V234H95ZM98 235V234H97ZM108 235V236H109ZM111 235H110V237H111ZM147 235V234H146ZM162 235H163V237H162ZM175 235H176V233H175ZM183 235V234H182ZM185 235H187V234H185ZM194 235V234H193ZM206 235V234H205ZM73 236V235H72ZM79 236V235H78ZM77 236V237H78ZM131 236V235H130ZM177 236V235H176ZM184 236V235H183ZM123 237V236H122ZM126 237V236H125ZM129 237V235L126 237V238H128ZM116 238V237H115ZM142 238V240H143V237H141ZM182 239H183V237H181ZM185 238V237H184ZM263 239H264V237H262ZM3 239V238H2ZM118 239V238H117ZM149 239V238H148ZM82 240V241H83ZM86 240H89V241H87L86 242ZM116 240V239H115ZM145 240V239H144ZM187 240V239H186ZM4 241H7L6 239L4 240L3 239V241L1 242V245L3 246V247H0V264H32V263H35V262H41L40 260H41V257L44 255V251H42L41 253L39 252L38 254L36 253H34V252H31V251H29V249H27V246L25 245V243H24V247H20V249H16L15 248V245H17L16 243H14V244H10V246L12 247L11 249L9 248H6L5 247V245H4ZM146 241V240H145ZM221 241V240H220ZM226 241V240H225ZM140 242H141V245L144 243V242H142L141 240H140ZM171 242H173V241H171ZM183 242V241H182ZM222 242H224V239H223V241ZM221 242V243H222ZM231 242V241H230ZM116 243V242H115ZM120 243V242H119ZM146 243H144V244H146ZM219 243V242H218ZM220 243V245H222ZM69 244V243H68ZM96 244H98V242H96ZM172 244V243H171ZM186 244V243H185ZM224 244H226L225 242H224ZM228 244V243H227ZM88 245V244H87ZM121 245L122 244H120V247H121ZM168 245V244H167ZM218 245V244H217ZM229 245V244H228ZM108 246V245H107ZM138 246V245H137ZM145 246V245H144ZM153 246V248H151ZM219 246V245H218ZM238 246V245H237ZM236 246V244H235V248L233 247V246H231V247H233L234 249H238V248H236L237 247ZM96 247V248H95ZM106 247V246H105ZM117 247V246H116ZM158 247V248H157ZM162 247V246H161ZM165 247H167V246H165ZM186 247H187V245H186ZM221 247V246H220ZM219 247V248H220ZM228 247V246H227ZM226 247V248H227ZM46 248H50V246H49V244L48 243H46L45 241H44V246H43V250H45ZM83 248L85 249V246H83ZM94 250H93V249ZM115 248V247H114ZM123 248V247H122ZM144 248V247H143ZM171 248V247H170ZM188 248V247H187ZM218 248V247H217ZM225 247H222V250L224 249ZM242 248V247H241ZM139 249V248H138ZM153 249H155L154 251H153ZM156 249H158V251L156 250ZM167 249V254H168V251H169V248H166ZM221 249V248H220ZM228 249H230V245H229V247L227 248V251H228ZM113 250V249H112ZM112 250H110V251H112ZM218 250V249H217ZM222 250H221V253H223V255L226 253V250L225 251H223L222 252ZM231 250V249H230ZM230 250H229V252H230ZM241 251H242V249H240ZM239 250V251H240ZM93 251V252H92ZM104 251V250H103ZM108 251V250H107ZM117 251V250H116ZM157 251V252H156ZM164 251V250H163ZM163 251L161 252L160 251V255L162 254V256H163ZM220 251V250H219ZM218 251V252H219ZM231 251H233V250H231ZM241 251H240V254H238V253H233V256H235V255H239L240 257L242 256V254L243 253H241ZM84 252V251H83ZM106 252V251H105ZM113 252H115L114 250H113ZM112 252V253H113ZM136 252V251H135ZM155 252V253H154ZM170 252H172L171 251V249H170ZM169 252V253H170ZM210 252V251H209ZM218 252L216 253V251L214 252V254H209L210 256H212V257H214V256H216V254H218ZM225 252V253H224ZM229 252H228V254H226L227 256L226 257H228V255H229ZM79 253H81V252H79ZM108 253H110V252H108ZM216 253V254H215ZM220 253V254H221ZM232 253H230V255L232 254ZM41 254V255H40ZM86 254V253H85ZM115 254V253H114ZM172 254V253H171ZM176 254V253H175ZM219 254V255H220ZM235 254V255H234ZM80 255V254H79ZM111 255V254H110ZM208 255V257H210ZM214 255V256H213ZM105 256H107V254L105 255ZM155 256V258L156 259H158L159 258V256L158 255H154ZM156 256H158V257H156ZM171 255L169 254V256L168 257H166L167 259L170 257ZM172 256H175L174 254L172 255ZM206 256V255H205ZM84 257H86V256H84ZM84 257H80L79 256V258L78 259H76L75 261H69V264H72V263H75V264H92V262L94 263V264H98L99 262H97L98 260L96 259H94L93 257V259L92 258H90L88 255H87V257H86V260L85 259H83ZM179 258V256L177 255L176 256V258ZM208 257H202L201 258V263L202 264H207L208 262H209V258ZM217 257V256H216ZM222 257H225V255L224 256H222ZM231 259H234L235 260V257L234 258H232L231 256H229ZM228 257V258H229ZM113 257H111V259H112ZM123 258V257H122ZM165 258V259H166ZM176 259V260H171L172 261V263H173V261H174V264H176L177 262H179L178 264H183V261H181V258L180 259ZM220 259H221V257H219ZM227 258V259H228ZM88 259V260H87ZM161 258H159L158 259V261L160 260ZM170 259V258H169ZM172 259V258H171ZM173 259H175V258H173ZM209 259V260H208ZM231 259H229V261H227L228 262V264H230L229 262H231L230 260ZM238 259V258H237ZM90 260H92L91 262H89ZM119 260V259H118ZM213 260H215V259H213ZM96 263H95V262ZM120 261V260H119ZM127 261H128V259H127ZM207 261V262H206ZM212 261V260H211ZM240 261V260H239ZM244 261V260H243ZM68 262V261H67ZM89 262V263H88ZM112 262V261H111ZM160 262V261H159ZM170 262V260H168V263ZM182 262V263H181ZM215 262V261H214ZM214 262H212V264L214 263ZM113 263V262H112ZM115 263V262H114ZM163 263H164V261H163ZM163 263H161V264H163ZM171 263V262H170ZM215 263H217V262H215ZM236 263H238V264H240V262H236ZM235 263V261H233V263L231 262V264H236ZM43 264V263H42ZM68 264V263H67ZM164 264H166V262L164 263ZM223 264H227V263H223Z\"/></svg>","mask_w":264,"mask_h":264},{"label":"crops","instance_id":"crops-1","mask_svg":"<svg viewBox=\"0 0 264 264\" xmlns=\"http://www.w3.org/2000/svg\"><path fill=\"white\" fill-rule=\"evenodd\" d=\"M106 60H107L106 63L109 66L110 65V58L107 56ZM123 62L124 61H119L118 63L116 62L117 68L115 69V72L114 73H112V72L108 73L109 81L112 82L113 84H115V83L122 84L127 79L126 76L128 74H127V72H126L127 70L125 68V66H126L125 64L126 63H123ZM111 63H112V60H111ZM116 71H118V72H116ZM58 106H59V104H57V103L55 104L54 103L52 108L49 110L50 113L55 108H57ZM61 106L58 107V109H57L58 112H59V109L61 108ZM92 107H94V105ZM55 111H56V109L54 110V112ZM101 111L102 112L99 111L100 113L98 114V110H94L92 108L90 111L83 112V115H82V118H81V120L83 119L82 122L94 121L96 119V117H99L100 118L99 120L103 119L105 117V111H104V109H102ZM50 113H49V115H50ZM49 115H48V117H49ZM47 118L44 119V122L47 120ZM85 131H87V130H85ZM85 131L82 133L81 137L83 136ZM72 133L73 132L71 131V134ZM71 136L72 135H70V138H72ZM111 141L112 140L106 141L107 145L104 144L105 153L103 152V154H102L103 157L99 156V159L102 162L107 163L106 159L110 156L111 153H113L111 161H113V159H114L116 162H118V166H120V167L122 166V168H120L116 164L115 165L116 167H114V169H112L113 167L111 168V166H110L111 162H110L109 158H108L109 159V161H108L109 164L107 163L109 166L106 165V164L104 165L106 167L107 166L109 167V168L105 167L106 170L108 169L110 171V173L107 172V176L110 177L111 172L113 170L114 171V172H112L113 173V178H114V175H115V171H116V176L119 178V180H117L118 178H116V182L114 181L115 179H112V181L110 180L112 182V184L109 183V186H112V189H114L116 187L115 188L116 191L114 190L115 194L117 193L118 189L121 190L120 191L121 196H118V201H119L121 207H119V206L118 207L120 208L121 211L124 210V211H122V212H124V215L120 214L121 211L117 210V208H115V210H117L116 212H118L117 213L118 215L116 214V217L114 219H109V221H111L113 223V225L115 226L114 228L118 230L117 233H119V231H120V236L118 234L114 235V237L111 234L110 235H111V238L113 239V241H115L117 243H119L118 240L122 241L123 246L121 245V248L122 247L125 248V252H123V254L124 255L127 254L126 257H127L128 261H129V264L130 263L131 264H147L146 260L142 259L143 255L141 257H139V258L136 257L135 259L131 260V256H130L131 249L134 248V246H135L134 245L132 247V245H131V241H133L132 236L136 235L135 231H136L137 228H139V225L142 222V218H140L139 221H137V228H136V225H134V219H132V217H129V215L131 216V214H130V212H131L130 211L131 203L128 201L129 200V195L126 197L124 192L122 193V191H123L122 188L124 186H128L127 182L132 181V175H133V173L135 171L138 170V169H135L138 165L136 166L134 164L130 168L128 166L126 167V165H125L126 162L123 164V161H125L124 157H125V159L127 161V157L124 156V157H122V160H120L121 159L120 153L117 152V151H114V146H115V144H113L114 140H113L112 143H111ZM107 142H109V143H107ZM111 144L113 146H111ZM141 149H144V148L142 147V145L139 144V146L136 148V151L133 153L134 156L140 157L139 159H141L144 154L154 157L155 161L158 160V159L160 160L161 158H163V156H159L156 153L147 154V152H144ZM114 153H117L118 157L120 159L116 156L117 154H114ZM171 157H172V160H175L171 164L172 166H174L177 163V160H179V159L178 158H173V157H177V156H171ZM171 157L169 156L170 159H171ZM129 162L132 163L131 160ZM69 164H70V161L66 165L65 168L63 167V169H61V167H60L61 166L60 162L55 164V165H53L52 166L53 168L51 169V173H50V176L48 178V181H47V183L45 184V186L42 189V190H44V189H46V187L48 185H50V188L48 189V192L46 191L44 193V201H45V203L43 205H41V209L40 208L38 209L40 211L41 216H42L43 213L45 214L44 217L42 216L43 217L42 225H41L40 231L38 232V243H35L34 241H31V239H29L28 237L25 238V245L27 246V249H29V251L34 252L35 254L36 253L38 254L39 252L41 253L42 251H44L43 252L44 255L41 257V260H40L42 263H50V262L51 263H56V261H58V260H60L62 258L63 247H64V245L62 244L63 243V241H62L63 237H62V234L60 233V230L62 231V228L58 229V228L54 227V229H52V230L55 233H49L47 225L51 221V218H53V216L56 214V211H57L56 202H57L58 198L64 193V192L63 193L61 192V187L65 188V190H66L68 185H66L65 183L71 182V181L66 180V176H64V175H66L67 166ZM57 166H59V167H57ZM104 166H103V168H104ZM110 168H111V170H110ZM156 168H158V167H156ZM156 168H155V170H157ZM128 170H129V172H128ZM131 170H133V171H131ZM158 170H159V168H158ZM162 170H164V169H162ZM251 171H253V172L264 171V154H261L259 156V158L257 159V161H255V163L253 165V168H251ZM126 172H127V175H126ZM119 174H120V176H119ZM122 175H124V176H122ZM229 175H231V177H232L231 186L227 185V182H226V181H229V179H226V181H224V180L220 181L219 180V181L216 182V179L218 178L217 177L214 180L215 186H212L211 189L208 190L207 195L203 196L202 203H203V207L205 209L206 215L208 216V220L206 218L207 223H208V235L206 237H204V238L196 239L192 243L191 248H190V252L188 254V257L185 260L186 261L185 264H202L201 263V258L203 256L204 257H208L209 254L214 253L215 247L213 248L211 246L213 241L217 240V242H219L222 239L227 241L233 235H236V236L240 235V237H241L238 240H240L242 242L243 249H244V257H243L244 261H243V264H264V239L262 238V237H264V232H263L264 231V224L262 225V223H258V230L252 229L253 231L249 232L248 231L249 224H250V226H253L255 224L250 223L248 221V219H246V218L244 219V218L239 217V216L235 217L234 220H228V218H227V212L229 210H231V208L234 205H237L239 203L238 201L240 200V198L242 197L243 193L245 192V189L249 186V184H248L249 182L246 179V178H248V176H246L244 174V172H241V173H236V172L232 173L231 172V173H229ZM107 179H111V178L107 177ZM123 179L125 180L124 181L125 184H123L121 186L119 182H122L121 180H123ZM110 181H108V182H110ZM116 183L118 185L115 186ZM113 186H115V187H113ZM252 186L253 185L251 184V186H249L248 188H250ZM228 187L233 189V194L230 195V196L225 194V191L227 190ZM120 193L118 195H120ZM115 198L117 199V197H115ZM123 201L124 202L126 201L124 206L122 204ZM126 205H128V206H126ZM125 206H126V208H125ZM128 207H129V210H128ZM119 211H120V213H119ZM128 211H130V212L128 213ZM125 212H127L126 215L127 214H129V215L126 216ZM120 215H122V216H120ZM124 217H125L126 221H123ZM107 218H108V215H107ZM116 218H117V221L115 220ZM144 225H146V224H144ZM144 225H142V227ZM142 227H140V229ZM126 230L128 232L132 231L133 234H129ZM123 231L124 232L126 231L125 232L126 235L122 234V233H124ZM146 234H147V229H146V231L145 230H141L140 235H139V233L137 234V238H138V241H139L138 243H140L139 247H141L140 240L143 242L144 239H145L144 237L146 236ZM108 235H109V233H108ZM128 235H129V237L126 238ZM138 235H139V237H138ZM117 236H119L118 239H117ZM141 237H143V240H142ZM173 239L174 238L172 237V240L170 239V242L174 241ZM44 241L49 244L50 248H46L45 250H43ZM144 243H146V242H144ZM120 244L121 243H119V245ZM146 247H147V243H146L145 248ZM140 249L141 248L136 249V250H134V252L136 251L135 253H138L137 251H140ZM76 254H77V249L75 247L69 248L68 258L70 259V261H74L78 257V256H76ZM106 259L109 260V261H107V264H114V262L113 263L111 262L113 260V258L111 259L110 257H107ZM176 259L177 258H175L173 260H176ZM130 260H131V262H130ZM102 263H104V262L102 261ZM178 263L179 262H177L176 264H178ZM183 263H184V261H183ZM172 264H174V261H173Z\"/></svg>","mask_w":264,"mask_h":264}]
</instances>
